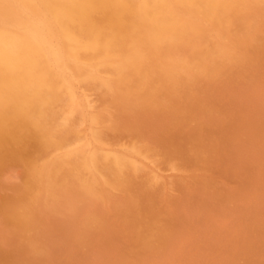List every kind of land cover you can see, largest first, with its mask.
Here are the masks:
<instances>
[{
	"label": "rangeland",
	"instance_id": "1",
	"mask_svg": "<svg viewBox=\"0 0 264 264\" xmlns=\"http://www.w3.org/2000/svg\"><path fill=\"white\" fill-rule=\"evenodd\" d=\"M195 1L196 0H189V2H190V4H189L190 6L189 7L190 8L186 7L184 9V12H189L192 18L201 20L202 16H201L200 12H192V11H189V9L191 10L192 6L196 5L197 2H199L198 4H199V6L201 8H204L205 6H208L209 4L207 3L208 2L207 0H197L196 2ZM78 3L79 2H77L74 5H78ZM103 3L107 4L105 0H100V2L98 3L100 5L97 4V6L95 8L97 11L94 10V11L85 12L86 15H83V17L85 16L84 18H87L85 21H83L81 18L78 19L77 23L80 25L79 26L80 28L82 27L81 29H83L84 27H86L88 24L91 23L88 20V19H90V17L92 19H95L93 16H91V15H94V13L90 14V12H96L94 16L96 18H98V17H100V18L97 19L98 21L96 20V24L97 25L96 24L94 25L93 30L95 29L96 31L95 30L94 31L95 32H99V33L100 32H104V30H108V27L106 26L108 23H105V22L103 23V21L109 22V19H110V18H108L109 15H101V13H100V12L104 13V11L106 9L105 7L108 5V4L105 5ZM200 3H203V4H200ZM192 4H194V5H192ZM237 5L239 6V7H237L238 11L241 10L239 12V15L245 17V19H246L245 21L247 22V23L243 22L242 25L246 26L247 29L251 28L252 30H255L259 24L263 23L262 29L258 30L256 32L255 38H253L252 40H250L249 42L246 43V45H248V46L244 47V50L240 54L241 56L239 58H237L235 60H231L227 55H223V58L225 57L224 58V60H225L224 66H222V68L221 67H216L214 70H212V72H214V73L211 72L212 73L210 75L211 77L210 76L209 77L208 76L204 77L203 75H205V74H203V73H205V72H202L198 77L195 78L196 81L199 82V83H197V82L195 83L198 86H196L194 84L191 85L193 87V88H191V89H193V91L188 88V86L190 85L189 83H186L185 81L183 82V81H180V80H179L180 82H178V84L180 83L179 86L176 85V83H175V84H173V87H172V85L169 84L170 82L169 81L167 82V80H168L167 76L161 70V68H160L161 65L151 66L152 65L151 63H145L144 65H146V67H147V64L150 65V67L148 69H146V67L144 66L145 67L144 70H146L145 73L149 74V76H153V74H155V73L157 75H158V73L159 74L161 73L160 75H162V76H157L156 75L157 77H161V78H159L160 80L157 78L158 82L155 80L156 84L158 83L157 84L158 86L157 85H156L157 87H155V85L152 86V84H150V83L144 84L145 86L140 91L141 93L139 92L138 94H136V96L132 95V98L135 99L137 97V100L136 99L135 100L132 99L128 103H123L122 101L120 102V99H117L116 95H118V92L120 90L119 88L121 87V84L118 82L117 76L115 74H113V72H109L108 73L109 76H108L107 72L103 71V70H106V68L109 66L108 65L109 61H105L106 54L99 53L98 49H95L93 51L92 50L83 51V52H81L80 56H77L76 53H72L73 50L76 51V50H78V49H80V48H82L84 46V43L81 40L82 36L85 39V38H88V37L92 36V33H87V32H85L83 30L84 32H81V34H80L76 29H74L73 25L75 26V24H69V25L63 24V25H61L63 22H58V23L56 22V26L54 28L55 31L56 32H61L62 31V33H60V34L63 36V38L66 37L65 40H67V41L62 40V41H60V43L57 41L56 43H54V46L56 47V46L62 45V46H65L66 48L71 50V52L66 53V56H64V62H65L64 70H60L61 72L59 71V72L55 73L56 75H59L61 77V81L57 82V86H58L59 91L61 93L62 103H64L62 112L67 110L64 117L70 119L71 123H73V128L76 129L78 132L80 131L79 132L80 135L84 136L85 140H83L82 142H80V143H78L76 145L74 144L75 146L72 145V146L68 147L66 150L58 151L59 153L55 152L53 154V157H49L48 159L47 158L46 159L42 158L40 156H37L38 157L37 158V157H35L36 155L29 158V155L24 154L25 152L29 151V149H30V148H28V146H27V148H25L26 147V142H25L26 137H24V136H22V137L20 136V138H18V139H12L14 141L9 140V138H8V141H11V143L9 142L11 144V146L9 145V143H7V139L4 138L3 139L4 141L2 139L0 140V143L3 141L5 143V145H6V146H4L3 142H2V145L0 144V155L3 156V157L0 156V160H1L0 162H2V161L6 162V160H4V159H7L6 163L2 162L3 165L0 163V170H1V173H0V176H1V178H0V180H1L0 181V186L2 187V188L0 187V206H1L0 207V249H1L0 250V264H22V263H24V264H39V263H42V264H62L63 262H65V260H66V262L63 263V264H74V263L77 264V262H78V264H87V263L88 264H120V263L121 264H125V263L126 264H134V263H136V264H140V263L141 264H163V263L164 264H257V263L258 264L259 263L260 264H264L263 263L264 262V249H263L264 248V246H263L264 245V215H262V214H264V206H263L264 205V175H263L264 174V171H263L264 170V104H262L264 102V99H262V98H264V94H263L264 93V81H263L264 80V64H263L264 63V16H261V15L258 14V12H260L258 10L259 5H260L259 0H253L251 2L250 1L246 2L244 0L242 2H238ZM57 9L58 8L46 9V10H44V13L56 20L57 18L58 19L60 18L59 16L55 15ZM70 9H73V8L70 7ZM234 13H236V12H234ZM253 14H254L255 17L253 16ZM249 15H252V16H249ZM103 16H105L106 19L103 18ZM254 18H256V19L254 20ZM92 19H90V20H92ZM247 19H249L250 21L247 20ZM229 20L231 21V18ZM81 21H83V22H81ZM230 21H229L228 24H230ZM256 22H257V24H256ZM99 23H100V25H99ZM101 23H102V25H101ZM58 25H60L59 26L60 28L58 27ZM98 25L101 26V27H98ZM64 26H65V28H64ZM102 26H106V27H102ZM176 27L178 29L180 28V31H184L185 30L184 32H186L187 34H188L187 30H189L190 34L193 35V36L191 35V37H193V40L194 41H198L199 40L198 42L203 41L205 39V37L208 35V33L210 35V38L213 37L212 33L214 34L213 30H211L212 33L210 34V32H211V31H209L210 27L205 22H202L198 26L200 28H198L196 26L197 27L196 29L198 31L195 32V33H192L191 29L189 27H187V26L183 27L182 25L179 24ZM61 28H63V29H61ZM71 28L74 29L73 31L75 33L73 31L72 32L68 31V29H71ZM59 29H61V30L59 31ZM97 29H100V30H97ZM216 32H218V31H216ZM76 33H77V36L75 37L74 34L76 35ZM202 33H204V34L202 35ZM260 34H262V35H260ZM197 36L200 37V38H198ZM162 38H164V37L162 36ZM256 38H258L259 40L256 39ZM260 38H262V39H260ZM148 39L152 40L151 37L148 38ZM160 39H158V40L160 41ZM162 40L160 42L159 41L158 42L159 43H163L164 40L163 41ZM261 40H262L263 43L261 42ZM255 41H257L258 43L255 42ZM254 44L256 45V47L254 46ZM81 45H83V46H81ZM238 45H243V42L242 41L238 42ZM238 45H234V46H238ZM152 47H154V44L152 45ZM252 47H254V48H252ZM178 49H182V46H181V48H178ZM260 51H261V53H260ZM163 53H164V51H163ZM74 54H76V56ZM226 54H228V53H226ZM85 55H86V57H85ZM164 55H166V52L164 53ZM99 56H100V58H98ZM218 58H220V57H218ZM243 58H245V60ZM97 59L98 60L100 59V60L97 61ZM102 59H103V61H102ZM91 60H93V62L96 60L97 62L92 63ZM78 61L80 62V64H79ZM101 63H102V65H101ZM239 63H240V65H239ZM81 64H82L83 67H81ZM90 65H93V66H90ZM104 65H106V66H104ZM102 67H104L105 69L102 68ZM99 68H100V70H98ZM153 68L155 69L154 73H153L154 70L153 71H149V69L152 70ZM67 69H69V71ZM252 69L255 70V71L253 72ZM259 69H260V71H258ZM89 70H91L92 72L89 71ZM234 70H236V71L234 72ZM63 71H64V73H63ZM82 71H83V73H81ZM224 71H226L227 73L224 72ZM96 72H98V73H96ZM101 72H103L105 74L102 75L103 73H101ZM222 72L224 74H222ZM232 72L235 73V74L232 75L231 74ZM257 72H262V73L258 74ZM59 73H61V74H59ZM92 73H93V75H92ZM250 73H251V75H249ZM96 74H98L99 77ZM110 74L114 75V77L111 76L112 77L111 78ZM253 74H257V75L254 76ZM95 75L97 76V78L95 77ZM93 76L96 78V80H93L94 78H89V77H93ZM220 76H222V77H220ZM64 77H65L66 80L64 79ZM72 77H73V79H72ZM228 77L230 78L229 80H228ZM105 78H107V79H105ZM88 79H90V81H88ZM100 79L101 80L104 79L106 82L104 80H102V82H99V81H101ZM251 79H253V80H251ZM86 80H87V82H86ZM97 80H99V81H97ZM214 80H216V81H214ZM240 80L244 81V83L243 82H239ZM107 81H109L110 84H108ZM83 82H85V83H83ZM88 82H90V83H88ZM97 82H99V84ZM161 82H163V84L166 83L165 85H166V91L167 92L165 91L166 92L165 93V92L162 91L161 92V96H160L159 91H161L163 89V88H161V86H162ZM230 82L232 84H230ZM246 82L249 83L250 85L247 84ZM254 82H255V84H254ZM62 83H64V84H62ZM66 83H68V84H66ZM102 83H104V85H102ZM105 83H107L108 85L112 84L111 87L115 86L114 88H116V87H119V88H116L114 90V88H111L108 85L106 86ZM115 83L118 84V86L117 85H113ZM84 84H86V85H84ZM95 84H96V87H92ZM87 85H89L90 87L87 86ZM149 85H151L152 87L149 86ZM248 86L251 87V88L249 89ZM78 87H80V88H78ZM86 87H87V89H85ZM141 87H143V85ZM241 87H244L245 89L242 88V89H244V90H242ZM153 88H155V90H158V91L156 92ZM181 88H182V90H179ZM183 88H184V90L185 89H189L190 93H189V90H187V91L185 90L184 91ZM204 88H207V89H204ZM226 88H228V89H226ZM62 89H63V91H62ZM81 89H83L84 91L81 90ZM117 89H119L118 92L116 91ZM144 89H146V90H144ZM173 89H177V91L178 90L179 91L178 92L176 91V93L173 95V94H171L173 92ZM245 90H246V92H245ZM74 91H75V95L76 96H74ZM112 91H115L116 95H113L115 93L112 92ZM78 92H80V93H78ZM98 92H100V93H98ZM196 92H198V93H196ZM234 92H235V95H234ZM83 93L85 95H82ZM153 93H155L157 95H154ZM215 93H216V95H215ZM143 94H146V95H143ZM181 94L183 95V97H182ZM204 94H206L207 96L204 95ZM138 95L140 96V98L138 97ZM141 95H143L144 97L141 96ZM148 95H151V96L147 97ZM194 95L197 98H195ZM236 95H237V97H236ZM251 95H252V97H251ZM119 96H120V94H119ZM155 96H158V97H155ZM169 97H171V98H169ZM179 97H180V99H179ZM227 97H228V99H227ZM107 98H108V100H107ZM150 98H151V100H150ZM163 98H166V99H163ZM191 98H193V99L195 98V99L193 100ZM238 98H239V100H238ZM85 99L86 100L90 99V100H88L89 102H87ZM110 99H112V100H110ZM158 99H161L160 101H163V102L158 101ZM185 99H186V101H185ZM233 99H236V100H233ZM240 99H242L243 101L240 100ZM146 100H150V101L147 102ZM179 100H180V102H179ZM197 100H199L202 103H199V101H197ZM244 100H246V101H244ZM260 100H262V101L260 102ZM111 101H114V103L111 102ZM144 101H146V102H144ZM227 101H229V102H227ZM235 101H240V102H235ZM245 102H247V103H245ZM249 102H251V104ZM97 103H99V104H97ZM115 103H117L118 105L115 104ZM137 103H139V104H137ZM151 103H154V104H151ZM158 103H160V104L162 103V104L160 105ZM179 103L180 104L183 103V104L180 105ZM229 103H231V104H229ZM77 104L79 106H81V107H79ZM122 104L123 105L125 104V106H121ZM127 104H129V107H131V108H132V106H135V108H134L135 111H132L131 108H128ZM134 104H136V105H134ZM167 104H170V105H167ZM193 104H196V105L194 106ZM105 105L109 109H107ZM137 105H138V107H137ZM155 105H157V106H155ZM166 105L168 107H164ZM184 105H186L187 108ZM191 105H193V106H191ZM199 105H202V106H199ZM234 105L237 106V108ZM240 105H242V106H240ZM113 106H116V107H113ZM150 106H151L152 113H150V110H149L150 108H148ZM152 106H154V107H152ZM182 106H184V107H182ZM190 106L192 108H190ZM196 106L197 107L199 106V107L197 108ZM209 106H211V108ZM91 107H92V109H91ZM118 107H120L123 110L125 109V110L121 111L120 108H118ZM142 107H143L144 110H142ZM144 107H146L147 109H145ZM163 107H164V109H163ZM227 107L229 108L228 110L226 109ZM233 107H235V108H233ZM246 107H252V108L244 109ZM113 108H115V111H114ZM160 108H162V110H160ZM174 108H176V109L174 110ZM181 108H186L187 110L186 109H181ZM193 108L195 110L197 108V110L195 111V110H193ZM205 108L209 109L208 111L212 112V113L208 112V114H207V110ZM74 109L77 110V112L73 113L75 115L70 113V112H73L72 110H74ZM117 109H119L120 111H117ZM201 109H203V110H201ZM257 109H259V110H257ZM157 110L158 111L160 110V112H154V111H157ZM164 110H166V112H164ZM167 110H169V111H167ZM177 110L178 111H181V110L185 111L186 110V112H182V111L178 112ZM190 110H192L193 112L190 111ZM199 110H201V111H199ZM260 110H262V112ZM62 112H61V114H62ZM85 112L87 113V115H86ZM102 112L104 114H102ZM107 112H108V114L106 115ZM124 112L126 114H124ZM201 112H203V113L206 112V114H203ZM128 113L132 114V116L129 115ZM137 113H143V116L141 114L139 115ZM181 113H185L186 116H185V114H181ZM69 114H71V115H69ZM82 114H84V115H82ZM119 114L120 115L124 114L122 116V119L120 118ZM135 114H137L136 117L137 116L143 117L140 120L143 121V122H146L147 124L143 123V122H136V121H139V119H138V117L137 118L135 117ZM146 114H149V116L146 115ZM212 114H214L213 117H212ZM242 114L245 115V116L242 117L243 116ZM258 114H261V115H258ZM96 115H99V117L96 116ZM187 115H189V116H187ZM192 115H194V116L192 117ZM106 116H110L109 117L110 119L107 118ZM161 116H165V117H161ZM209 116H210V118H209ZM115 117H117V118L115 119ZM123 117L125 119H123ZM173 117H175V118H173ZM178 117H179V120L177 119ZM180 117L182 118V120H181ZM202 117H203V119H202ZM95 118H97V119H95ZM126 118L127 119L129 118L130 121H129V119L127 120ZM236 118H239V119L236 120ZM94 119H95V121H94ZM105 119H106V121H105ZM136 119H138V120H136ZM200 119H202V120H200ZM218 119H221V120H218ZM91 120H92V122H91ZM115 120H117L118 122L115 121ZM151 120H152V122H150ZM165 120H167L166 123H165ZM184 120H187L188 122L191 121V122H190V124H188V122H186ZM107 121H109V123ZM110 121H112V122H110ZM147 121H149V122H147ZM156 121H158V122H156ZM173 121H174V123H171ZM229 121H230V123H229ZM113 122H114V125H112ZM116 122H117V125H116ZM119 122H121L120 123L121 126H119L120 125ZM130 122H131V124H130ZM154 122L156 124H154ZM175 122H177V123H175ZM182 122H184V124ZM206 122H208V124ZM220 122L222 124H220ZM225 122H227V123L225 124ZM90 123H91V125H90ZM95 123H96L97 126L93 127V124L95 125ZM150 123L151 124L153 123L154 127ZM231 123H233L232 124L233 126L230 125ZM105 124H111V126L110 125L106 126ZM128 124H130V125H128ZM145 124H146V127H145ZM148 124H150V125H148ZM159 124L161 126H163L164 128L163 127H159L158 126ZM192 124H194V125H192ZM196 124H199V125H197L199 127H197ZM135 125H137V126H135ZM140 125H142V127H138ZM180 125H182L184 127H182ZM210 125H212V128H214V129L217 127L216 131H214V129H212ZM98 126H100V127H98ZM123 126H125V127H123ZM127 126H131V127H127ZM113 127H115L117 130L115 128H113ZM176 127H178V128H176ZM186 127L188 129H186ZM202 127H203L204 130L202 129ZM208 127L211 128V129H209ZM230 127H232V128H230ZM93 128H95V129H93ZM125 128H126L127 132L124 131ZM144 128H146V129L144 130ZM154 128H156L158 132H156V129H154ZM191 128H194V129H191ZM218 128H220V129H218ZM118 129H120V130H118ZM127 129H129V130H127ZM131 129H134V130H131ZM190 129L192 130V132H191ZM222 129H224V131ZM236 129H238V130L236 131ZM95 130H100L102 132L95 131ZM109 130L111 132H114V131L115 132L111 133ZM136 130H138V131H136ZM174 130H176V131L173 132ZM178 130H181V131H178ZM201 130L204 131V132H202ZM206 130H208V131L205 132ZM210 130H212V131H210ZM219 130H220V133H222V135L219 133ZM55 131L56 130L54 129L53 133H55ZM142 131H143V133H142ZM161 132H163V133H161ZM195 132H197V134H199V135H197ZM209 132L212 133V134H210ZM228 132H230V133H228ZM236 132H239V133H236ZM168 133H170V134L168 135ZM172 133L175 134V135H173ZM191 133H194V134L191 135ZM205 133L208 134V135H206ZM258 133H260V134H258ZM93 134H96V135H93ZM98 134H100L101 137ZM203 134L206 135V136H204ZM142 135H144V136H142ZM156 135H162L160 137H163V139L162 138L156 139V138H159ZM181 135H183V137H181ZM185 135L187 136V138H185ZM190 135L191 136L196 135V137L194 136L193 137L194 139H193ZM202 135H203V138L201 139ZM225 135H227V137ZM243 135H244V139H243ZM120 136L121 137L123 136V137L121 138ZM208 136L210 138H208ZM217 136H220L221 138L217 137ZM116 137L118 139H116ZM175 137H177V138H175ZM204 137H205V139H204ZM92 138H96V140L92 139ZM127 138H129V139H127ZM196 138L197 139L199 138L201 141L199 139L195 140ZM211 138H213V139H211ZM149 139L152 140L153 142L150 141ZM170 139L172 140L171 142H170ZM183 139H185V140H183ZM189 139H193V140H189ZM220 139H223V140L220 141ZM230 139H232L231 142L233 144L230 142ZM98 140L101 141V143H99ZM205 140H207V141H205ZM227 140H228V142H226ZM254 140H256L257 142H254ZM19 141H22V144ZM119 141H121V143ZM124 141H125V143H122ZM132 141L137 142V143H134L135 145L138 144L137 147L136 146H131ZM146 141H148V142H146ZM180 141H181L182 145L179 144ZM198 141H200V142H198ZM247 141H250L251 144L250 143L248 144ZM173 142H175V143H173ZM185 142H189V144H187V143L184 144ZM191 142H193V143H191ZM107 143H109V144H107ZM142 143H144V144H142ZM149 143H151L152 145H150ZM171 143H173V145ZM236 143L238 145H241L242 147L240 146L238 148V145ZM7 144L9 146H7ZM88 144H89V146H87ZM102 144H105V145H102ZM110 144H112V145H110ZM126 144H129V145L127 146ZM159 144H160V146L161 145H164V146L163 147L161 146L162 148L160 149ZM193 144H196V145H193ZM198 144H200L201 146H197ZM19 145H21V146H19ZM114 145H116V146H114ZM124 145H125V147L127 149L125 147H123ZM155 145H157L159 147H157ZM192 145H193V147H192ZM208 145H210V146H208ZM247 145H249V146H247ZM1 146H3V147H1ZM145 146H147V147H145ZM170 146H172V147H170ZM185 146H187V147H185ZM227 146H229L230 148H232V146H233L234 148L231 149V150L229 148V150H228ZM10 147H12V148L14 147V149H12ZM23 147H24V149H22ZM75 147H77L79 152L81 151L80 152L81 154H84V156H86V158L88 159V163H90V164L93 163V161H91V159L96 161L95 159L99 158L98 159L99 162L101 161L100 163L101 164L103 163V165H104L105 160L110 159V157L114 158L116 156H119L123 160L125 165H127L128 169L126 168V170L130 169L129 171H127V174L130 175L129 176L130 178H128L129 180L127 179L125 181V179H126V177L124 176L125 173H124V175L120 176L121 178L123 177L125 179H121V178H116L115 179V178H112V177H107L103 172L101 173V171L96 169L95 166H94V167H91V168L85 167L84 171H85V176L86 177L84 179L79 180V181H75L73 179L74 178V176H73V174H74V172H73L74 166L72 165L73 163H70L71 156H65V154L71 153L72 149L75 148ZM102 147H104V148H102ZM119 147H121L122 149L119 148ZM182 147H185V148H182ZM188 147L189 148L192 147V148L189 150ZM206 147L209 148L208 151H207ZM254 147L257 148V149H255ZM20 148H21V150H18ZM137 148L141 149V150L144 149V148L145 149H144V151L137 150L139 152H136ZM167 148H168V150H167ZM176 148H178V150ZM181 148L185 149L187 151L182 150ZM26 149H28V150H26ZM159 149L162 150V151H160ZM193 149H195V150H193ZM220 149H222L225 153L224 152L222 153V150L220 151ZM225 149H227L228 151H225ZM6 150H7L8 153L5 152ZM24 150H26V151H24ZM175 150H176V152H175ZM209 150L211 151V153H209ZM232 150H234V151H232ZM255 150H257V151H255ZM19 151L22 152V155H19V153H18ZM132 151H134L136 153H134ZM154 151H156V152H154ZM157 151L161 152L160 155H159V153H157ZM179 151H181V152H179ZM189 151H191V152H189ZM3 152H5L6 154L3 153ZM130 152L134 153V155H132ZM153 152H154V154H153ZM165 152H166V154H164ZM168 152H169V154H167ZM177 152L181 153V157L178 156ZM186 152H189V154L194 156L193 158H196V159H193V160L191 159L190 160V158H192V156L190 155L191 157H189V155H187L188 153H186ZM205 152H208V154L205 153ZM215 152L218 155H216ZM197 153L200 155V157H199V155H197ZM212 153H214V154H212ZM228 153L229 154L232 153L233 155H229ZM241 153H242V155H241ZM15 154L19 155V157L16 156ZM104 154H106V155H104ZM173 154H175V155H173ZM11 155H13V156H11ZM62 155H64V156H62ZM137 155L138 156L142 155V158L138 157ZM166 155H168V156L172 155V156H169L170 158L167 156L168 161L166 160L167 158H165V160H164V157H166ZM182 155H184L183 156L184 158H182ZM226 155H228V156L226 157ZM22 156H23V158H21ZM153 156H155V157H153ZM125 157L128 158V159L130 158V159L128 160ZM178 157H180V158H178ZM31 158H33V161L31 160ZM35 158H36V160H35ZM63 158H65V160ZM150 158H153L154 160H157L155 162H158V164L155 163V162H152L154 160L153 159L150 160ZM173 158H177V159H173ZM228 158H230V159L228 160ZM233 158H234V160H233ZM9 159L12 160V163H11V161ZM14 159H17L18 161L14 160ZM24 159H26L27 161L24 160ZM147 159L151 161V166H150V161H148ZM159 159H161L162 162L161 161L159 162L158 161ZM181 159H183V160H181ZM186 159H188V160H186ZM132 160H134V161H132ZM173 160H175L176 164L174 162H172ZM199 160H200L201 163L198 162ZM205 160H208V161H205ZM22 161H24V162H22ZM57 161L59 163V165H57L58 167L56 166ZM140 161H141V163H140ZM164 161H166V163H164L165 165L163 164ZM222 161H223V164L221 163ZM32 162H34V163H32ZM63 162H64V164L60 165ZM183 162H185V163H183ZM191 162L194 163V164H192ZM195 162H198V163H195ZM8 163H10V164H8ZM22 163L24 164L23 167H22ZM100 163H98V164H100ZM126 163H128V164H126ZM152 163H155V164H152ZM207 163H209V164H207ZM11 164H13L15 166H13ZM39 164H42V165H39ZM67 164H69V165H67ZM138 164L139 165L141 164V166H139ZM160 164H163V165H160ZM196 164L199 165V166L197 167ZM10 165L12 167H10ZM30 165H33V166H30ZM52 165L54 167H52ZM153 165L158 166V168H160V169L159 170L154 169V168H157V167H152ZM175 165H178V166L181 165L180 169H179V167H177ZM191 165H193V166H191ZM223 165H225V166H223ZM255 165H256V167H255ZM55 166H56V169H55ZM72 166H73V169H72ZM132 166H134V168H131ZM135 166H137L138 169H135L136 168ZM163 166H165V167L167 166V167L165 168ZM188 166H190V167H188ZM211 166H213V167L211 168ZM20 167H21V169H20ZM145 167H147V168H145ZM168 167H172V168H168ZM184 167H185V169H184ZM205 167H207V168H205ZM214 167H215V169H214ZM260 167H262V168H260ZM3 168H6L7 170H5ZM46 168H48V169H46ZM58 168H60V169H58ZM9 169H11V170H9ZM24 169H26V170H24ZM29 169H32V170H29ZM64 169H67V171H64ZM164 169H166V170H164ZM19 170H21V171H19ZM55 170H58V171L55 172ZM3 171H5L7 173L9 172V173L7 174V173H5ZM135 171H137L138 173L135 172ZM139 171H141V172H139ZM147 171H149V172H147ZM150 171H152L151 172L152 174L150 173ZM176 171H178L180 174L178 172H176ZM191 171H193V172H191ZM261 171H262V173H261ZM20 173H23V174H20ZM65 173H66V175H65ZM91 173H92L93 176L91 175ZM187 173H189V174H187ZM196 173H198V174H196ZM231 173H233V174L231 175ZM246 173H249V175L248 174L245 175ZM260 173L262 174V176H261ZM24 174L25 175L28 174L27 177H24ZM140 174H141V176H140ZM147 174H149V175H147ZM153 174H155V175H153ZM182 174H184L182 177L179 176V175H182ZM216 174H218L219 176L216 175ZM194 175H196V176H194ZM256 175L259 176V177H257ZM58 176L62 177L65 181L64 180L57 181V179H61ZM69 176H71V177H69ZM136 176H138V177H136ZM131 177H134V178H131ZM185 177H187V178H185ZM195 177H196V179H195ZM27 178H29V179H27ZM103 178H105L106 180L103 181ZM136 178L139 179V180H137ZM143 178H146V179H143ZM160 178H162L164 181L162 179H160ZM171 178L175 179L178 184L181 181L182 182L179 185H177L176 182H174L175 180H172ZM26 179L28 181H26ZM88 179H89V183H88ZM107 179H109V181ZM153 179H154V181H153ZM157 179H159V180H157ZM177 179H179V180H177ZM96 180H97V182H96ZM146 180H149L148 183L149 184L151 183V184L149 185L148 183H146ZM169 180H171V181H169ZM198 180H200V181H198ZM21 181L22 182L24 181V182L21 184ZM84 181L87 182V184H84L85 183ZM93 181H95L97 184L94 183ZM114 181L116 182L115 184H114ZM118 181L121 182V183H119L120 185L118 184ZM129 181H131V182H129ZM157 181H159V183ZM196 181H197V183H196ZM27 182H30V183H27ZM63 182H64V184H63ZM108 182L109 183L111 182L110 186H109ZM132 182H134V183H132ZM142 182L143 183L145 182V183L143 184ZM171 182H172V184H171ZM210 182L213 183V184H211ZM250 182H252V183H250ZM11 183H14V184H11ZM32 183L33 184L35 183V184L33 185ZM50 183H52L53 185L56 184L54 186L55 188L53 186H51ZM182 183H184L186 185H184ZM16 184H17L18 187L16 186ZM70 184L73 185V186H76V187H71ZM123 184L124 185L131 184V186L130 185H129L130 187L127 186V185L124 186ZM137 184H140L141 186L137 185ZM155 184H156V186H154ZM8 185H9V187H8ZM10 185H11V188H10ZM29 185H32V186H29ZM82 185H84V186H82ZM134 185H136V186H134ZM158 185H160V186H158ZM60 186H62L63 188H67V189H63ZM78 186H80V187L78 188ZM86 186L90 187V188L87 189ZM148 186H150V187H148ZM170 186H172L173 188L170 187ZM217 186H219V187H217ZM91 187H93V188H91ZM95 187H96V189H97V191L99 193L96 191ZM123 187H127L126 189L128 191L123 189ZM134 187H136V188H134ZM137 187H139V188H137ZM8 188H10V189H8ZM21 188H24V189H21ZM34 188H36V189H34ZM148 188L152 189V190H148ZM201 188H203V189H201ZM28 189H30V191H33V192H31L32 193L31 197H33V195H35V196L37 195L36 199H35V196L33 197L35 200L33 198H31L29 195H25V194H30V193H28V191H29ZM92 189H95V191L92 190ZM130 189H131V191L134 190V191H132L134 193L130 192ZM157 189L161 190V191H159L158 194H156L158 192ZM172 189H174V190H172ZM223 189H224V191H223ZM60 190H61V193H60ZM120 190H122V191H120ZM135 190H137V191H135ZM141 190H142V192H141ZM177 190H178V192H176ZM34 191L36 193H34ZM88 191H90V192H88ZM210 191L213 192V193H211ZM50 192H51V194L48 195ZM73 192H75L76 194L73 193ZM91 192H94V193H91ZM188 192H191L194 195H190L191 193H188ZM12 193H16L17 195L16 194L12 195ZM118 193L120 195H116ZM131 193L134 194V195H131ZM161 193H163V195H161ZM198 193L201 196L198 195ZM57 194H59V195H57ZM84 194H86V195H84ZM101 194H102V196H101ZM126 194L129 195L130 198ZM147 194H149V196L143 198V195L147 196ZM69 195H70V197H69ZM77 195H78V197L80 196L79 197L80 201H77L78 200ZM156 195L157 196L159 195L158 199H157ZM180 195H186V196L184 197V196H180ZM223 195L224 196L226 195L225 198H224ZM17 196H18V198L16 199ZM49 196H51V197H49ZM206 196H208V197H206ZM28 197L31 198L32 201H35V204L37 206H35V204H33L34 202H32ZM45 197H47V198L45 199ZM54 197H55V200H54ZM58 197H59V199H58ZM64 197H65L66 201L60 200V199H62ZM101 197L103 198L104 201L102 200ZM160 197H162V198H160ZM182 197H184V198L182 199ZM190 197L193 198V199H191ZM199 197H200V199H198ZM23 198L25 200H23ZM132 198H135V199H132ZM141 198H143V199H141ZM147 198H149L151 201L149 199H147ZM12 199L16 200L17 203L14 202ZM47 199H48L49 202L46 201ZM90 199H91V201H90ZM107 199H109V200H107ZM117 199H119V200H117ZM202 199H204L206 201H204ZM17 200H19V201H17ZM92 200H95V201H92ZM113 200H115V201H113ZM138 200H140V201H138ZM157 200H158V202H157ZM55 201H59L60 203L56 202V204H55ZM129 201H131V202H129ZM141 201H144L143 202L144 206H143V203ZM180 201H181V203H180ZM192 201H194L196 203H194ZM202 201H204V202H202ZM3 202H5V203H3ZM45 202H47V203H45ZM125 202H127L128 204H126ZM6 203L7 204L9 203V205H6ZM24 203L26 204V207L28 206L27 209H28L29 212L27 211V214L25 215V216H27V218L24 216L22 218L23 219L26 218V219L25 220H21V219L16 218L15 214L16 213H18V214L21 213L20 211H22V209L24 208L21 204H24ZM51 203H54L56 206H53L54 204H51ZM71 203H73V204H71ZM99 203H101V204H99ZM134 203H139V205L138 204L135 205ZM152 203H153V205H152ZM193 203L195 205H193ZM218 203L220 205H218ZM223 203H224V205H223ZM261 203H262V205H261ZM27 204H30V206H32V207H30ZM95 204H97V205H95ZM119 204H120L119 207H121L122 205L124 207L126 205V207H124V209H123V207H121V209H123V211L119 207H117ZM146 204H148V205H146ZM252 204H253V206H252ZM4 205H6V206H4ZM129 205L130 206L134 205L132 207H134V208L136 207V208L132 209V207H130ZM257 205H259V206L261 205L262 207L261 206L259 207ZM45 206H49V207H45ZM61 206H63V207H61ZM113 206H115L116 209ZM53 207L55 209L57 208L58 210H52V209H54ZM58 207L62 208L61 210H63V208H65V209H64V211H61V210H59L60 208H58ZM74 207L77 208L75 211H74V209H75ZM95 207H96V209H95ZM98 207H100V208H98ZM140 207H142V208L138 209ZM12 208H14L16 210H14ZM36 208H38V209H36ZM188 208H190L191 210L189 211ZM245 208H247V209H245ZM4 209H7V210H4ZM43 209H45V210H43ZM69 209H71V210H69ZM81 209H82V211H81ZM99 209H100V211H98ZM103 209H104V211H102ZM125 209H127V210L125 211ZM146 209H147V211H146ZM11 210L13 212H10ZM30 210H31V212H30ZM88 210H90V211H88ZM140 210L141 211L144 210L145 214H144L143 211L141 212ZM243 210L245 211V213H244ZM68 211H70V212H68ZM71 211H73V212H71ZM93 211L95 213H93ZM96 211H97V213H96ZM136 211H138L140 213L137 214ZM231 211H236V212H231ZM9 212L11 213V215H10ZM33 212L36 215H34ZM58 212H60L62 215H59L60 213H58ZM65 212H68L69 214L65 213ZM121 212H124L125 214L121 213ZM237 212H239V213H237ZM252 212L254 214H252ZM6 213H8V214H6ZM115 213H117V214H115ZM66 214H68L69 216L66 215ZM70 214H73V215L75 214L76 217H75V215L73 216V215H70ZM93 214H94V216H93ZM98 214H100L101 217H99L100 215H98ZM123 214H124V216H122ZM132 214H134V215H132ZM37 215H39V216H37ZM119 215L122 216V217H120ZM129 215H130V217H129ZM6 216H8V218ZM51 216H53L55 219H51L52 218ZM59 216H61V217H59ZM132 216H134V218H132ZM200 216H202V217H200ZM29 217H30V219H28ZM74 217H75L76 220L74 219ZM90 217H91V219H90ZM42 218H43V220H42ZM61 218H63V219H61ZM69 218H71V220ZM107 218H109V219L107 220ZM163 218H165L167 220H165ZM185 218H188V219L185 220ZM190 218H191V220H190ZM92 219H95L96 221L92 220ZM102 219H104V220H102ZM169 219H170V222L173 221L174 225L172 223L167 222V221H169ZM200 219H202L201 222H200ZM27 220H28V222L29 221L30 222L27 223ZM67 220L70 221V222H68ZM144 220H146V221H144ZM252 220H254V221H252ZM101 221H105L104 222L105 224H101ZM106 221H108V222L106 223ZM197 221H199V222H197ZM37 222H39V223H37ZM43 222L46 224V226L43 225ZM54 222H56V223H54ZM85 222H87L89 225L85 224ZM143 222L144 223L146 222V223H149V224H144ZM151 222H153V223H151ZM179 222H180L181 225H179ZM196 222H197V224H196ZM1 223L4 224V225H2ZM10 223H11V225H10ZM17 223L18 224L20 223L19 224L20 227L18 226ZM80 223H81V225H80ZM7 224H8V226H7ZM15 224H17V225H15ZM38 224H40V226H38ZM48 224L51 225V226H49ZM54 224H57V225H54ZM65 224H67V226H65ZM72 224H74V225H72ZM77 224H79V225H77ZM150 224H152V225H150ZM182 224H184V225H182ZM55 226H59V227L55 228ZM103 226H105L106 228L103 227ZM146 226H147V228H146ZM41 227H43L42 230H41ZM150 227H153L154 229L150 228ZM205 227H206V229H205ZM61 228L63 230H61ZM68 228H69V230H68ZM85 228L87 229L86 230L87 232L85 231ZM107 228H109V229H107ZM156 228H158V229H156ZM8 229H11L12 231L8 230ZM50 229L53 230L52 233H51ZM149 229H151V230H149ZM54 230H57L58 232L54 231ZM145 230H147V231H145ZM203 230H205V232ZM142 231H144V232H142ZM148 231H150L151 233L148 232ZM83 232H86V233L83 234ZM49 233H51V234H49ZM111 233H113V234H111ZM58 234H60V235L56 236ZM163 235H165V236H163ZM166 235H169V236H166ZM4 236H7V237H4ZM42 236L45 237V238H43ZM51 236H54V237H51ZM105 236H107L108 238L105 237ZM115 236H116V238H115ZM8 237H11V238H14V239L9 241ZM93 237H94V239H93ZM145 237L147 239H145ZM17 238H19V239H17ZM117 238H118V242H116ZM20 239H22V242H21ZM45 239H48L49 241H46ZM58 239H59V241H57ZM119 239H121V240L119 241ZM209 239H211V240H209ZM15 240L17 242L19 241L21 244L18 242L19 245H14V244H17ZM39 240H41V241H39ZM66 240H69V241H66ZM151 240L153 241V243H152ZM34 242H37V243L35 244ZM120 242H122V243H120ZM141 242H142V245H141ZM150 242H151V244H150ZM1 243H2V247H1ZM59 243H62V244H59ZM85 243H86V245H88L87 247H86ZM145 243H148L150 246L145 244ZM162 243H164L166 245H164ZM27 244L30 245V246H28ZM40 244H42V245H40ZM24 245H25V247H24ZM127 245H129V246H127ZM144 245H147V246H144ZM8 246H10V247L7 248ZM57 246H58V248H57ZM64 246H66V247H64ZM26 247H27L28 250L26 249ZM39 247H41V248H39ZM63 247H64V249H63ZM156 247H159V248H157V250H156ZM44 248H46V249H44ZM154 248H155V250H154ZM48 249H49V251H48ZM80 249H81V251H80ZM127 249H130V250H127ZM40 250H42V251H40ZM113 250H115V253H113ZM139 250H140V252H139ZM34 251H36V252H34ZM150 251H151V253H150ZM21 252H23V253H21ZM49 252H50V254H49ZM127 252H129V253H127ZM73 253H75V254H73ZM20 255H22V256H20ZM44 255H45L46 258L44 257ZM50 255H51V257H49ZM115 255L116 256L120 255V256L116 257ZM121 255H122V257H121ZM124 255L125 256L128 255V257H125ZM139 255H141V256H139ZM154 255L157 258H154ZM32 256H33V259H32ZM42 257H43L44 260L42 259ZM118 257H121V261L122 262L121 261L119 262L120 259ZM84 258H86V259H84ZM122 258H123V260H122ZM132 258H137V259H132ZM49 259H50V261H48ZM143 260H145V261L147 260V261L145 262ZM37 261L39 263H36ZM69 261H70V263H69ZM131 261H135V262H131ZM254 262H257V263H254Z\"/></svg>",
	"mask_w": 264,
	"mask_h": 264
},
{
	"label": "bare ground",
	"instance_id": "2",
	"mask_svg": "<svg viewBox=\"0 0 264 264\" xmlns=\"http://www.w3.org/2000/svg\"><path fill=\"white\" fill-rule=\"evenodd\" d=\"M106 1V3L108 4H105V3H103V4H105V5H107L105 8V11H104V13L103 12H100L101 13V15H109V17L108 18H110L109 19V22H106V21H103V23L105 22V23H108L106 26L108 27V30H104V32H95L94 30H93V27H94V25L96 24V20L98 19V18H100V17H98V18H96L94 15H95V13L96 12H90V14H92V13H94V15H91V16H93L95 19H92L91 17H90V19H92V20H90V19H88L91 23L90 24H88L86 27H84L83 29H81L79 26V24L77 23V21H78V19H82L83 21H85L87 18H84L83 17V15H86L85 14V12H88V11H94V10H96L95 8H96V6H97V4L100 2V0H0V140L2 139H7V143H11V141H8V138H9V140H12V139H18V138H20V136L22 137V136H24V137H26V140H25V142H26V147L25 148H27V146H28V148H30L29 149V151H27V152H25L24 154H26V155H29V158L30 157H32V156H35V157H37V156H40V157H42V158H49V157H53V154L55 153V152H58V151H61V150H66L68 147H70V146H72V145H76V144H78V143H80V142H82L83 140H85L84 138V136H81L80 135V131L78 132L76 129H74L73 128V123H71V121H70V119L69 118H65L64 116H65V113H66V111L67 110H65L64 112H62V110H63V104L64 103H62V97H61V93H60V91H59V88H58V86H57V82H60L61 81V77L59 76V75H56L55 73L56 72H59L60 70H64V65H65V62H64V56H66V53H69V52H71V50L70 49H68V48H66L65 46H62V45H59V46H54V43H56L57 41L60 43V41H62V40H65V38L66 37H64L63 38V36L60 34V33H62V31L61 32H56L55 31V26H56V22L58 23V22H63L61 25H63V24H66V25H69V24H75V26L73 25V27H74V29H76L80 34H81V32H87V33H92V36H90V37H88V38H83V36H82V42L84 43V46L83 45H81V46H83L82 48H80V49H78V50H73L72 51V53H76L77 54V56H80V54H81V52H83V51H90V50H95V49H98V51H99V53H101V54H106V58H105V61H109L108 62V67L106 68V70H103L104 72L106 71L107 72V74L109 73V72H113V74H115L116 76H117V79H118V82L121 84V87L119 88V87H116V88H119V89H117L116 91L118 92V90H119V92H118V95H116V93H115V91H112V92H114L115 94H113V95H116L117 96V99H120V102L122 101L123 103H128L130 100H132V99H134V98H132V95H134V96H136V94H138L143 88H144V84H147V83H150V84H152V86L153 85H155V87H157L158 85V83L156 84V81L158 82V80H157V78L159 79V78H161V77H157V76H162V75H160L159 73H158V75L155 73V74H153V76H149V74H146L145 72H146V70H144V68L146 67V65H144L145 63H151L152 65L151 66H158V65H161V70L163 71V73L167 76V82L169 81L170 83L169 84H171L172 85V87H173V84H175L176 83V85H178L179 86V84H178V82H180V81H185L186 83H189L190 85V87L188 86V88L189 89H191V88H193L191 85H196V86H198L197 84H195L197 81H196V77H198L202 72H205V73H203V74H205V75H203L204 77L205 76H210L212 73H214V72H212V70H214L216 67H221L222 68V66H224V64H225V60H224V58H223V55H227L231 60H235V59H237V58H239L241 55V53L243 52V50H244V47H246V46H248V45H246V43L247 42H249L250 40H252L253 38H255V34H256V32L258 31V30H261L262 29V26H263V23H261V24H259L258 26H257V28L255 29V30H252L251 28H249V29H247V27L246 26H244V25H242L243 24V22L244 23H247L245 20V17H243V16H240L239 15V12L241 11H238V8L237 7H239L238 5H237V3L238 2H242V1H244V0H207L208 2V6H203L204 8H201L200 6H199V2H197V4L196 5H194V4H192V5H194V6H192V9L190 10L189 9V11H192V12H200V14H201V16H202V19L201 20H198V19H195V18H192L191 17V15H190V13L189 12H184V9L186 8V7H189L190 5V2H189V0H105ZM197 1V0H196ZM195 1V2H196ZM246 2H248V1H253V0H245ZM77 2H79L78 3V5H74V4H76ZM259 2H260V5H259V8H258V10L260 11V12H258V14L259 15H261V16H264V0H259ZM200 4H203V3H200ZM98 5H100V4H98ZM240 5V4H239ZM234 6V7H233ZM70 7H72L73 9H70ZM52 8H58L57 9V11H56V13H55V15H57V16H59L60 18L57 20H55L54 18H52V17H50V16H48L47 14H45L44 13V10H46V9H52ZM101 8V7H100ZM190 8V7H189ZM97 11V10H96ZM102 11V10H101ZM238 11V12H237ZM234 12H236V13H234ZM88 14V13H87ZM98 14V13H97ZM233 14V15H232ZM257 14V15H258ZM196 15V14H195ZM198 15V14H197ZM98 16V15H97ZM100 16V15H99ZM249 16H252V15H249ZM253 16H254V14H253ZM260 16V17H261ZM255 17V16H254ZM89 18V17H88ZM103 18H105L106 19V17L105 16H103ZM231 18V21L229 20ZM258 18V17H257ZM54 19V20H53ZM256 18H254V20H255ZM259 19V18H258ZM247 20H249V19H247ZM83 21H81V22H83ZM98 21V20H97ZM108 21V20H107ZM229 21H230V24H228L229 23ZM250 21V20H249ZM202 22H205V23H207L208 25H209V27H210V30L209 31H211V30H213L214 31V34L212 33V31L210 32V34L212 33V35H213V37L212 38H210V35H209V33H208V35L205 37V39L203 40V41H200V42H198V41H194L193 40V37H191V35L192 34H190V32H189V30H187L188 31V34L186 33V32H184V31H180V28L178 29L176 26L177 25H182L183 27H185V26H187V27H189L190 29H191V31H192V33H195V32H197L198 30L196 29ZM86 23V22H85ZM256 24H257V22H256ZM97 25V24H96ZM99 25H100V23H99ZM98 25V27H101V26H99ZM101 25H102V23H101ZM60 25H58V27H59ZM106 26H102V27H106ZM197 26V27H196ZM201 27V26H200ZM200 27H198V28H200ZM203 27V26H202ZM253 27V26H252ZM60 28V27H59ZM64 28H65V26H64ZM61 29H63V28H61ZM61 29H59V31L61 30ZM73 28H71V29H68V31H70V32H72L73 30H74ZM84 30V31H83ZM97 30H100V29H97ZM216 31H218V32H216ZM74 32V31H73ZM75 33V32H74ZM86 33V34H87ZM204 33H202V35H203ZM206 34V33H205ZM62 37H61V36ZM200 35V34H199ZM260 35H262V34H260ZM74 36L76 37L77 36V33H76V35L74 34ZM73 36V37H74ZM162 36L164 37V38H162ZM193 36V35H192ZM259 36V35H258ZM257 36V37H258ZM79 37V36H78ZM152 38V40L151 39H148V38ZM198 37V36H197ZM161 38V39H160ZM198 38H200V37H198ZM259 38V37H258ZM258 38H256V39H258ZM74 39V38H73ZM78 39V38H77ZM158 39H160V41L162 40L163 41V43H159L160 41L158 40ZM196 39V38H195ZM260 39H262V38H260ZM76 40V39H75ZM151 40V41H150ZM255 40V39H254ZM259 40V39H258ZM65 41H67V40H65ZM73 41V40H72ZM159 41V42H158ZM240 41H242L243 42V45H238V42H240ZM69 42V41H68ZM255 42H257V41H255ZM261 42H262V40H261ZM82 43V44H83ZM258 43V42H257ZM263 43V42H262ZM154 44V47H152V45ZM75 45V44H74ZM234 45H238V46H234ZM261 45V44H260ZM72 46V45H71ZM70 46V47H71ZM76 46V45H75ZM181 46H182V49H178V48H181ZM254 46L256 47V45L254 44ZM262 46V45H261ZM76 48V47H75ZM249 48V47H248ZM252 48H254V47H252ZM163 51H164V53L166 52V55H164V53H163ZM251 51V50H250ZM252 52V51H251ZM254 52V51H253ZM226 53H228V54H226ZM260 53H261V51H260ZM76 54H74L75 56H76ZM89 54V53H88ZM74 56V57H75ZM94 56V55H93ZM102 56V55H101ZM85 57H86V55H85ZM218 57H220V58H218ZM76 58V57H75ZM79 58V57H78ZM92 58V57H91ZM98 58H100V56L98 57ZM103 58V59H104ZM103 59H102V61H103ZM107 59V60H106ZM244 60H245V58H243ZM81 60V59H80ZM100 60V59H99ZM98 59H97V61H99ZM77 61V60H76ZM92 61V63H95V62H97L96 60L93 62V60H91ZM238 61V60H237ZM257 61V60H256ZM79 62V61H78ZM79 64H80V62H79ZM87 64V63H86ZM264 64V63H263ZM72 65V64H71ZM85 65V64H84ZM89 65V64H88ZM96 65V64H95ZM94 65V66H95ZM101 65H102V63H101ZM239 65H240V63H239ZM258 65V64H257ZM80 66V65H79ZM90 66H93V65H90ZM104 66H106V65H104ZM145 66V67H144ZM232 66V65H231ZM255 66V65H254ZM81 67H83L82 66V64H81ZM101 67V66H100ZM150 67V65H148L147 64V67H146V69H148ZM241 67V66H240ZM261 67V66H260ZM88 68V67H87ZM102 68H104V67H102ZM230 68V67H229ZM239 68V67H238ZM245 68V67H244ZM250 68V67H249ZM84 69V68H83ZM93 69V68H92ZM105 69V68H104ZM68 71H69V69H67ZM73 70V69H72ZM77 70V69H76ZM98 70H100V68L98 69ZM154 70V71H153ZM251 70V69H250ZM89 71H91V70H89ZM148 71V70H147ZM149 71H153V73L155 72V69L153 68L152 70H150L149 69ZM161 71V72H162ZM228 71V70H227ZM236 70H234V72H235ZM252 71L254 72L255 70H253L252 69ZM258 71H260V69L258 70ZM61 72V71H60ZM72 72V71H71ZM76 72V71H75ZM74 72V73H75ZM92 72V71H91ZM212 72V73H211ZM224 72H226V71H224ZM63 73H64V71H63ZM73 73V74H74ZM81 73H83V71L81 72ZM94 73V72H93ZM93 73H92V75H93ZM96 73H98V72H96ZM101 73H103V72H101ZM151 73V72H150ZM227 73V72H226ZM246 73V72H245ZM258 74H260V73H262V72H257ZM58 74V73H57ZM59 74H61V73H59ZM66 74V73H65ZM89 74V73H88ZM105 73H103L102 75H104ZM106 74V75H107ZM222 74H224L223 72H222ZM232 75H234L235 73H231ZM98 77H99V75L98 74H96ZM95 75V77L97 78V76ZM105 75V76H106ZM157 75V76H156ZM244 75V74H243ZM249 75H251V73L249 74ZM254 76L255 75H257V74H253ZM262 75V74H261ZM68 76V75H67ZM71 76V75H70ZM108 76H109V74H108ZM114 77V75H111L110 74V77ZM202 76V77H203ZM223 76V75H222ZM222 76H220V77H222ZM231 76V75H230ZM248 76V75H247ZM84 77V76H83ZM94 76L93 77H89V78H94L93 80H96V78H95ZM101 77V76H100ZM111 77V78H112ZM211 77V76H210ZM249 77V76H248ZM77 78V77H76ZM80 78V77H79ZM88 78V77H87ZM86 78V79H87ZM110 78V79H111ZM172 78V79H171ZM235 78V77H234ZM247 78V77H246ZM64 79H65V77H64ZM72 79H73V77H72ZM105 79H107V78H105ZM114 79V78H113ZM209 79V78H208ZM227 79V78H226ZM230 78L228 77V80H229ZM66 80V79H65ZM68 80V79H67ZM84 80V79H83ZM92 80V79H91ZM101 80V79H100ZM102 80H104V79H102ZM102 80L101 81H99V80H97V81H99V82H102ZM156 80V81H155ZM160 80V79H159ZM163 80V79H162ZM180 80V81H179ZM219 80V79H218ZM217 80V81H218ZM251 80H253V79H251ZM256 80V79H255ZM78 81V80H77ZM81 81V80H80ZM88 81H90V79H88ZM105 81V80H104ZM117 81V80H116ZM214 81H216V80H214ZM264 81V80H263ZM86 82H87V80H86ZM92 82V81H91ZM99 82H97L98 84H99ZM106 82V81H105ZM114 82V81H113ZM236 82V81H235ZM239 82H243L244 83V81H239ZM69 83V82H68ZM68 83H66V84H68ZM83 83H85V82H83ZM88 83H90V82H88ZM87 83V84H88ZM107 83L108 84H110L109 83V81H107ZM107 83H105L106 84V86L108 85ZM162 84V86H161V88H163L161 91H159V93H160V96H161V92L163 91V92H165L166 91V83L165 84H163V82H161ZM197 83H199V82H197ZM247 83V82H246ZM245 83V84H246ZM62 84H64V83H62ZM82 84V83H81ZM183 84V83H182ZM212 84V83H211ZM220 84V83H219ZM218 84V85H219ZM230 84H232L231 82H230ZM241 84V83H240ZM247 84H249V83H247ZM254 84H255V82H254ZM84 85H86V84H84ZM90 85V84H89ZM89 85H87V86H89ZM102 85H104V83H102ZM112 85V84H111ZM111 85H108V86H110L111 87ZM113 85H117L118 86V84H113ZM143 85V87H141ZM157 85V86H156ZM186 85V84H185ZM238 85V84H237ZM250 85V84H249ZM91 86V85H90ZM89 86V87H90ZM149 86H151V85H149ZM151 86V87H152ZM213 86V85H212ZM224 86V85H223ZM236 86V85H235ZM234 86V87H235ZM240 86V85H239ZM238 86V87H239ZM260 86V85H259ZM77 87V86H76ZM92 87H96V84L94 85V86H92ZM91 87V88H92ZM115 87V86H114ZM114 87H111V88H114ZM177 87V86H176ZM182 87V86H181ZM185 87V86H184ZM210 87V86H209ZM226 87V86H225ZM78 88H80V87H78ZM84 88V87H83ZM103 88V87H102ZM116 88H114V90L116 89ZM149 88V87H148ZM171 88V87H170ZM179 88V87H178ZM196 88V87H195ZM242 88H244V87H241V89ZM248 88L250 89L251 87H249L248 86ZM85 89H87V87L85 88ZM147 89V88H146ZM146 89H144V90H146ZM150 89V88H149ZM154 90H155V88H153ZM189 89H185L186 91L187 90H189ZM199 89V88H198ZM197 89V90H198ZM204 89H207V88H204ZM216 89V88H215ZM226 89H228V88H226ZM245 89V88H244ZM244 89H242V90H244ZM81 90H83V89H81ZM103 90V89H102ZM143 90V91H144ZM153 90V91H154ZM179 90H182V88L181 89H179ZM178 90V91H179ZM183 90H184V88H183ZM184 90V91H185ZM192 91H193V89H191ZM217 90V89H216ZM247 90V89H246ZM246 90H245V92H246ZM62 91H63V89H62ZM73 91V90H72ZM84 91V90H83ZM108 91V90H107ZM156 92L158 91V90H155ZM176 91H177V89H173V92L171 93V94H175L176 93ZM177 91V92H178ZM236 91V90H235ZM259 91V90H258ZM262 91V90H261ZM96 92V91H95ZM150 92V91H149ZM167 92V91H166ZM165 92V93H166ZM182 92V91H181ZM257 92V91H256ZM260 92V91H259ZM78 93H80V92H78ZM98 93H100V92H98ZM105 93V92H104ZM141 93V92H140ZM189 93H190V90H189ZM196 93H198V92H196ZM204 93V92H203ZM207 93V92H206ZM97 94V93H96ZM119 94H120V96H119ZM154 95H157V94H155V93H153ZM180 94V93H179ZM200 94V93H199ZM264 94V93H263ZM262 94V95H263ZM71 95V94H70ZM82 95H85L84 93L82 94ZM81 95V96H82ZM93 95V94H92ZM143 95H146V94H143ZM143 95H141V96H143ZM169 95V94H168ZM182 95V94H181ZM204 95H206V94H204ZM212 95V94H211ZM215 95H216V93H215ZM234 95H235V92H234ZM233 95V96H234ZM65 96V95H64ZM74 96H76L75 95V91H74ZM108 96V95H107ZM149 96H151V95H148L147 97H149ZM164 96V95H163ZM186 96V95H185ZM207 96V95H206ZM255 96V95H254ZM260 96V95H259ZM88 97V96H87ZM112 97V96H111ZM138 97L140 98V96L138 95ZM144 97V96H143ZM142 97V98H143ZM153 97V96H152ZM155 97H158V96H155ZM182 97H183V95H182ZM181 97V98H182ZM194 97H195V95H194ZM204 97V96H203ZM212 97V96H211ZM210 97V98H211ZM217 97V96H216ZM215 97V98H216ZM231 97V96H230ZM236 97H237V95H236ZM251 97H252V95H251ZM262 97V96H261ZM67 98V97H66ZM72 98V97H71ZM76 98V97H75ZM138 98V99H139ZM146 98V97H145ZM169 98H171V97H169ZM195 98H197V97H195ZM194 98V99H195ZM202 98V97H201ZM73 99V98H72ZM87 99V98H86ZM85 99V100H86ZM114 99V98H113ZM116 99V98H115ZM136 100H137V97L135 98ZM134 99V100H135ZM147 99V98H146ZM149 99V98H148ZM163 99H166V98H163ZM179 99H180V97H179ZM191 99H193V98H191ZM193 99V100H194ZM220 99V98H219ZM227 99H228V97H227ZM255 99V98H254ZM262 99H264V98H262ZM88 100H90V99H88ZM88 100H86L87 102H89ZM107 100H108V98H107ZM110 100H112V99H110ZM143 100V99H142ZM150 100H151V98H150ZM150 100H146L147 102L148 101H150ZM153 100V99H152ZM161 99H158V101H160ZM171 100V99H170ZM178 100V99H177ZM183 100V99H182ZM202 100V99H201ZM211 100V99H210ZM217 100V99H216ZM233 100H236V99H233ZM232 100V101H233ZM238 100H239V98H238ZM240 100H242V99H240ZM83 101V100H82ZM146 101H144V102H146ZM166 101V100H165ZM175 101V100H174ZM173 101V102H174ZM185 101H186V99H185ZM197 101H199V100H197ZM204 101V100H203ZM212 101V100H211ZM243 101V100H242ZM244 101H246V100H244ZM254 101V100H253ZM262 100H260V102H261ZM76 102V101H75ZM106 102V101H105ZM111 102H113L114 103V101H111ZM119 102V103H120ZM137 102V101H136ZM143 102V103H144ZM152 102V101H151ZM160 102H163V101H160ZM167 102V101H166ZM165 102V103H166ZM172 102V101H171ZM179 102H180V100H179ZM184 102V101H183ZM189 102V101H188ZM216 102V101H215ZM227 102H229V101H227ZM235 102H240V101H235ZM234 102V103H235ZM95 103V102H94ZM175 103V102H174ZM190 103V102H189ZM199 103H202V102H200L199 101ZM245 103H247V102H245ZM250 104H251V102H249ZM248 103V104H249ZM82 104V103H81ZM90 104V103H89ZM97 104H99V103H97ZM96 104V105H97ZM110 104V103H109ZM108 104V105H109ZM115 104H117V103H115ZM137 104H139V103H137ZM151 104H154V103H151ZM156 104V103H155ZM158 104H160V103H158ZM162 104V103H161ZM160 104V105H161ZM180 104V103H179ZM181 104H183V103H181ZM180 104V105H181ZM185 104V103H184ZM188 104V103H187ZM191 104V103H190ZM197 104V103H196ZM196 104H193L194 106L196 105ZM226 104V103H225ZM229 104H231V103H229ZM228 104V105H229ZM237 104V103H236ZM235 104V105H236ZM259 104V103H258ZM261 104V103H260ZM262 104H264V102L262 103ZM261 104V105H262ZM78 105V104H77ZM83 105V104H82ZM113 105V104H112ZM118 105V104H117ZM128 105V108H131V107H129V104H127ZM134 105H136V104H134ZM167 105H170V104H167ZM164 106V107H168V106ZM173 105V104H172ZM193 105H191V106H193ZM234 105V106H235ZM243 105V104H242ZM242 105H240V106H242ZM79 106V105H78ZM84 106V105H83ZM94 106V105H93ZM106 106V105H105ZM121 106H125V104L123 105H121ZM155 106H157V105H155ZM184 106H186V105H184ZM184 106H182V107H184ZM190 106V108H192ZM199 106H202V105H199ZM198 106V107H199ZM223 106V105H222ZM226 106V105H225ZM79 107H81V106H79ZM86 107V106H85ZM113 107H116V106H113ZM127 107V106H126ZM125 107V108H126ZM137 107H138V105H137ZM136 107V108H137ZM140 107V106H139ZM152 107H154V106H152ZM160 107V106H159ZM158 107V108H159ZM164 107H163V109H164ZM197 107V106H196ZM197 107V108H198ZM210 108H211V106H209ZM224 107V106H223ZM236 108H237V106H235ZM235 107H233V108H235ZM260 107V106H259ZM262 107V106H261ZM106 108L107 109H109L107 106H106ZM118 108H120V107H118ZM123 108V107H122ZM134 108H135V106H132V108H131V110L132 111H135L134 110ZM145 109H147L146 107H144ZM148 108H150L149 110H150V113H152V111H151V106L150 107H148ZM179 108V107H178ZM186 108H187V106H186ZM186 108H181V109H186ZM197 108H196V110H197ZM232 108V109H233ZM248 108H252V107H246V108H244V109H248ZM256 108V107H255ZM254 108V109H255ZM68 109V108H67ZM91 109H92V107H91ZM114 109V111H115V108H113ZM138 109V108H137ZM170 109V108H169ZM176 108H174V110H175ZM206 109V108H205ZM225 109V108H224ZM227 110L229 109L228 107L226 108ZM225 109V110H226ZM87 110V109H86ZM85 110V111H86ZM106 110V109H105ZM120 110L121 111H124L123 109H121L120 108ZM119 109H117V111H120ZM140 110V109H139ZM142 110H144L143 109V107H142ZM160 110H162V108H160ZM160 110L158 111H154V112H160ZM187 110V109H186ZM186 110L185 111H182V112H186ZM193 110H195L194 108H193ZM195 110V111H196ZM201 110H203V109H201ZM201 110H199V111H201ZM207 110V114H208V110L209 109H206ZM214 110V109H213ZM257 110H259V109H257ZM256 110V111H257ZM73 112H70V113H74V112H77V110L76 109H74V110H72ZM82 111V110H81ZM80 111V112H81ZM131 111V112H132ZM146 111V110H145ZM167 111H169V110H167ZM178 111V110H177ZM181 111H178V112H181ZM190 111H192V110H190ZM205 111V110H204ZM234 111V110H233ZM236 111V110H235ZM261 112H262V110H260ZM61 112H62V114H61ZM97 112V111H96ZM164 112H166V110H164ZM171 112V111H170ZM193 112V111H192ZM214 112V111H213ZM251 112V111H250ZM86 113V112H85ZM135 113V112H134ZM169 113V112H168ZM177 113V112H176ZM200 113V112H199ZM201 113H203V112H201ZM209 113H212V112H209ZM260 113V112H259ZM102 114H104L103 112H102ZM108 114V112L106 113V115ZM117 114V113H116ZM121 114V113H120ZM119 114V115H120ZM124 114H126L125 112H124ZM123 114V115H124ZM129 114V113H128ZM137 114H141L142 116H143V113H137ZM137 114H135V117H136V115ZM154 114V113H153ZM170 114V113H169ZM172 114V113H171ZM181 114H185V113H181ZM189 114V113H188ZM203 114H206V112H204ZM235 114V113H234ZM69 115H71V114H69ZM73 115H75V114H73ZM82 115H84V114H82ZM86 115H87V113H86ZM100 115V114H99ZM99 115H96V116H98L99 117ZM118 115V114H117ZM123 115H120V118L122 119V116ZM129 115H131L132 116V114H129ZM146 115H148L149 116V114H146ZM199 115V114H198ZM226 115V114H225ZM243 115V114H242ZM258 115H261V114H258ZM68 116V115H67ZM89 116V115H88ZM87 116V117H88ZM127 116V115H126ZM130 116V117H131ZM151 116V115H150ZM155 116V115H154ZM167 116V115H166ZM173 116V115H172ZM185 116H186V114H185ZM187 116H189V115H187ZM194 115H192V117H193ZM208 116V115H207ZM214 116V114H212V117ZM219 116V115H218ZM245 115H243L242 117H244ZM107 118H109L110 116H106ZM105 117V118H106ZM112 117V116H111ZM119 117V116H118ZM138 117V119H139V121H136V122H143V121H141L140 119L141 118H143V117H141V116H137ZM136 117V118H137ZM140 117V118H139ZM152 117V116H151ZM150 117V118H151ZM161 117H165V116H161ZM205 117V116H204ZM235 117V116H234ZM248 117V116H247ZM89 118V117H88ZM117 117H115V119H116ZM145 118V117H144ZM148 118V117H147ZM159 118V117H158ZM172 118V117H171ZM173 118H175V117H173ZM181 118V117H180ZM187 118V117H186ZM195 118V117H194ZM198 118V117H197ZM207 118V117H206ZM209 118H210V116H209ZM95 119H97V118H95ZM95 119H94V121H95ZM110 119V118H109ZM123 119H125L124 117H123ZM127 119V118H126ZM129 119V118H128ZM127 119V120H128ZM138 119H136V120H138ZM163 119V118H162ZM178 120H179V117L177 118ZM202 119H203V117H202ZM202 119H200V120H202ZM239 118H236V120H238ZM250 119V118H249ZM72 120V119H71ZM112 120V119H111ZM143 120V119H142ZM153 120V119H152ZM152 120L150 121V122H152ZM159 120V119H158ZM172 120V119H171ZM181 120H182V118H181ZM196 120V119H195ZM215 120V119H214ZM217 120V119H216ZM218 120H221V119H218ZM105 121H106V119H105ZM115 121H117V120H115ZM129 121H130V119H129ZM135 121V120H134ZM161 121V120H160ZM184 121H186V122H188L187 120H184ZM194 121V120H193ZM205 121V120H204ZM208 121V120H207ZM91 122H92V120H91ZM97 122V121H96ZM108 123H109V121H107ZM110 122H112V121H110ZM118 122V121H117ZM117 122H116V125H117ZM126 122V121H125ZM147 122H149V121H147ZM156 122H158V121H156ZM167 122V120H165V123ZM190 122L191 121H189L188 122V124H190ZM209 122V121H208ZM208 122H206L207 124H208ZM213 122V121H212ZM235 122V121H234ZM83 123V122H82ZM98 123V122H97ZM102 123V122H101ZM121 122H119V124H120ZM143 123H146V122H143ZM164 123V124H165ZM171 123H174V121L173 122H171ZM175 123H177V122H175ZM183 124H184V122H182ZM227 122H225V124H226ZM229 123H230V121H229ZM236 123V122H235ZM130 124H131V122H130ZM130 124H128V125H130ZM147 124V123H146ZM146 124H145V127H146ZM151 124V123H150ZM150 124H148V125H150ZM154 124H156L155 122H154ZM187 124V125H188ZM205 124V123H204ZM220 124H222L221 122H220ZM233 123H231L230 125H232ZM89 125V124H88ZM90 125H91V123H90ZM89 125V126H90ZM104 125V124H103ZM106 126H108V125H110L111 126V124H105ZM112 125H114V122H113V124ZM138 125V124H137ZM137 125H135V126H137ZM151 125H153V123L151 124ZM170 125V124H169ZM174 125V124H173ZM192 125H194V124H192ZM197 125H199V124H196V126ZM228 125V124H227ZM82 126V125H81ZM95 126H97L96 125V123H95V125L93 124V127H95ZM119 126H121V124L119 125ZM159 127H163V126H161L160 124L158 125ZM180 126H182V125H180ZM207 126V125H206ZM211 126V128H212V125H210ZM217 126V125H216ZM225 126V125H224ZM233 126V125H232ZM98 127H100V126H98ZM97 127V128H98ZM123 127H125V126H123ZM127 127H131V126H127ZM138 127H142V125H140V126H138ZM153 127H154V125H153ZM157 127V126H156ZM166 127V126H165ZM168 127V126H167ZM182 127H184V126H182ZM181 127V128H182ZM190 127V126H189ZM197 127H199V126H197ZM205 127V126H204ZM226 127V126H225ZM229 127V126H228ZM227 127V128H228ZM260 127V126H259ZM113 128H115V127H113ZM148 128V127H147ZM158 128V127H157ZM164 128V127H163ZM176 128H178V127H176ZM180 128V129H181ZM206 128V127H205ZM209 128V127H208ZM211 128H209V129H211ZM217 128V127H216ZM216 128L214 129V128H212V129H214V131H216ZM230 128H232V127H230ZM56 130L55 131V133H53V130ZM78 129V128H77ZM93 129H95V128H93ZM100 129V128H99ZM116 129V128H115ZM146 128H144V130H145ZM149 129V128H148ZM152 129V128H151ZM154 129H156V128H154ZM186 129H188L187 127H186ZM191 129H194V128H191ZM190 129V130H191ZM200 129V128H199ZM202 129H203V127H202ZM218 129H220V128H218ZM234 129V128H233ZM86 130V129H85ZM117 130V129H116ZM118 130H120V129H118ZM127 130H129V129H127ZM131 130H134V129H131ZM150 130V129H149ZM148 130V131H149ZM177 130V129H176ZM176 130H174L173 132H175ZM197 130V129H196ZM204 130V129H203ZM223 131H224V129H222ZM238 129H236V131H237ZM260 130V129H259ZM95 131H100V130H95ZM110 131V130H109ZM124 131H126V128H125V130ZM136 131H138V130H136ZM178 131H181V130H178ZM198 131V130H197ZM202 131V130H201ZM208 130H206L205 132H207ZM210 131H212V130H210ZM227 131V130H226ZM85 132V131H84ZM92 132V131H91ZM100 132H102V131H100ZM111 132V131H110ZM115 132V131H114ZM114 132H111V133H114ZM127 132V131H126ZM141 132V131H140ZM139 132V133H140ZM156 132H158L157 131V129H156ZM165 132V131H164ZM191 132H192V130H191ZM202 132H204V131H202ZM218 132V131H217ZM79 133V134H78ZM90 133V132H89ZM96 133V132H95ZM142 133H143V131H142ZM148 133V132H147ZM161 133H163V132H161ZM196 134H197V132H195ZM210 133V132H209ZM219 133H220V130H219ZM228 133H230V132H228ZM236 133H239V132H236ZM83 134V133H82ZM91 134V133H90ZM155 134V133H154ZM160 134V133H159ZM170 133H168V135H169ZM173 134V133H172ZM171 134V135H172ZM182 134V133H181ZM192 134H194V133H191V135ZM206 134V133H205ZM210 134H212V133H210ZM221 135H222V133H220ZM258 134H260V133H258ZM6 135V136H5ZM85 135V134H84ZM89 135V134H88ZM93 135H96V134H93ZM100 137H101V135L100 134H98ZM145 135V134H144ZM144 135H142V136H144ZM166 135V134H165ZM173 135H175V134H173ZM177 135V134H176ZM190 135V136H191ZM197 135H199V134H197ZM204 135V134H203ZM203 135H202V137H201V139L203 138ZM206 135H208V134H206ZM206 135H204V136H206ZM215 135V134H214ZM228 135V134H227ZM227 135H225L226 137H227ZM156 136H158L159 138H156V139H160V138H162L163 139V137H160V136H162V135H156ZM167 136V135H166ZM196 137V135H193V136H191L192 138L193 137ZM210 136V135H209ZM208 136V138H210ZM92 137V136H91ZM121 137V136H120ZM123 137V136H122ZM121 137V138H122ZM153 137V136H152ZM181 137H183V135H181ZM213 137V136H212ZM217 137H220V136H217ZM236 137V136H235ZM175 138H177V137H175ZM185 138H187V136L185 135ZM221 138V137H220ZM262 138V137H261ZM92 139H95L96 140V138H92ZM116 139H118L117 137H116ZM127 139H129V138H127ZM194 139V138H193ZM193 139H189V140H193ZM199 139V138H198ZM197 138L195 139V140H198ZM204 139H205V137H204ZM211 139H213V138H211ZM210 139V140H211ZM218 139V138H217ZM243 139H244V135H243ZM94 140V141H95ZM101 140V139H100ZM110 140V139H109ZM126 140V139H125ZM150 140V139H149ZM179 140V139H178ZM183 140H185V139H183ZM194 140V141H195ZM200 140V139H199ZM219 140V139H218ZM223 139H220V141H222ZM231 140L232 139H230V142H231ZM4 141V140H3ZM2 141V142H3ZM12 141H14V140H12ZM24 141V140H23ZM131 141V140H130ZM141 141V140H140ZM150 141H152V140H150ZM167 141V140H166ZM165 141V142H166ZM172 140L170 139V142H171ZM201 141V140H200ZM200 141H198V142H200ZM205 141H207V140H205ZM204 141V142H205ZM2 142L0 143L1 145H2ZM6 142V141H5ZM19 142H21V144H22V141H19ZM96 142V141H95ZM98 142L99 143H101V141H99L98 140ZM115 142V141H114ZM120 143H121V141H119ZM144 142V141H143ZM146 142H148V141H146ZM153 142V141H152ZM178 142V141H177ZM183 142V141H182ZM210 142V141H209ZM208 142V143H209ZM226 142H228V140L226 141ZM246 142V141H245ZM248 142V144L250 143V141H247ZM254 142H257L256 140H254ZM4 143V142H3ZM9 143V145L11 146V144ZM122 143H125V141L124 142H122ZM134 143H137V142H134V141H132V144H131V146H136L137 147V145H135ZM145 143V142H144ZM144 143H142V144H144ZM168 143V142H167ZM173 143H175V142H173ZM173 143H171L172 145H173ZM189 144V142H185L184 144ZM191 143H193V142H191ZM222 143V142H221ZM232 143V142H231ZM241 143V142H240ZM19 144V143H18ZM107 144H109V143H107ZM141 144V143H140ZM150 145H152L151 143H149ZM148 144V145H149ZM169 144V143H168ZM179 144L180 145H182V143H181V141L179 142ZM197 144V143H196ZM196 144H193V145H196ZM201 144V143H200ZM200 144H198L197 146H201ZM210 144V143H209ZM233 144V143H232ZM237 144V143H236ZM245 144V143H244ZM251 144V143H250ZM8 144H7V146H9ZM14 145V144H13ZM74 145V146H75ZM97 145V144H96ZM102 145H105V144H102ZM110 145H112V144H110ZM127 146L129 145V144H126ZM167 145V144H166ZM170 145V144H169ZM193 145H192V147H193ZM205 145V144H204ZM224 145V144H223ZM229 145V144H228ZM238 145V144H237ZM4 146H6L5 145V143H4ZM19 146H21V145H19ZM18 146V147H19ZM87 146H89V144L87 145ZM114 146H116V145H114ZM140 146V145H139ZM155 146H157V145H155ZM159 146H160V144H159ZM159 146H157V147H159ZM162 147L164 146V145H161ZM160 146V149L162 148ZM208 146H210V145H208ZM207 146V147H208ZM234 146V145H233ZM232 146V148H230L229 146H227L228 147V150H229V148H230V150L231 149H233L234 147ZM241 145H238V148L240 147ZM244 146V145H243ZM246 146V145H245ZM247 146H249V145H247ZM1 147H3V146H1ZM122 147V146H121ZM121 147H119V148H121ZM123 147H125V145L123 146ZM145 147H147V146H145ZM150 147V146H149ZM153 147V146H152ZM170 147H172V146H170ZM174 147V146H173ZM185 147H187V146H185ZM185 147H182V148H185ZM192 147H188L189 148V150L192 148ZM204 147V146H203ZM206 147V148H207ZM242 147V146H241ZM10 148H12V147H10ZM102 148H104V147H102ZM126 148V147H125ZM129 148V147H128ZM132 148V147H131ZM175 148V147H174ZM181 148V149H182ZM201 148V147H200ZM255 148V147H254ZM12 149H14V147L12 148ZM22 149H24V147L22 148ZM122 149V148H121ZM127 149V148H126ZM130 149V148H129ZM145 149V148H144ZM144 149H136V152H139L140 150L141 151H144ZM150 149V148H149ZM153 149V148H152ZM156 149V148H155ZM159 149V150H160ZM177 150H178V148H176ZM187 149V148H186ZM208 149L209 148H207V151H208ZM255 149H257V148H255ZM18 150H21V148L20 149H18ZM26 150H28V149H26ZM26 150H24V151H26ZM117 150V149H116ZM131 150V149H130ZM137 150H139V151H137ZM165 150V149H164ZM167 150H168V148H167ZM182 150H185V149H182ZM193 150H195V149H193ZM199 150V149H198ZM219 150V149H218ZM222 149H220V151H221ZM227 149H225V151H228ZM238 150V149H237ZM244 150V149H243ZM261 150V149H260ZM3 151V150H2ZM87 151V150H86ZM124 151V150H123ZM160 151H162V150H160ZM158 152L157 151V153H159V155H160V153L161 152ZM170 151V150H169ZM185 151H187V150H185ZM202 151V150H201ZM232 151H234V150H232ZM231 151V152H232ZM253 151V150H252ZM255 151H257V150H255ZM6 153H8L7 152V150L5 151ZM5 152H3V153H5ZM21 151H19L18 153H19V155H22V152L20 153ZM69 152V151H68ZM81 152V151H80ZM79 152V150L77 149V147H75V148H73L72 149V151H71V153H67V154H65V156H71V159H70V163H73L72 165L74 166V169H73V166H72V169H73V172H74V174H73V176H74V180L75 181H79V180H81V179H84L86 176H85V171H84V168L85 167H88V168H91V167H94L95 166V168L96 169H98V170H100L101 171V173L103 172L107 177H112V178H121L120 176H122V175H124V173H125V177H126V179L125 178H121V179H125V181L128 179V178H130L129 176L130 175H128L127 174V171H129V170H126V168L128 169V167H127V165H125V163L123 162V160L119 157V156H116V157H114V158H111L110 157V159H107V160H105V163H104V165H103V163L101 164L100 162H99V158L98 159H95L96 161H94V160H92L91 159V161H93V163L92 164H90V163H88V159L86 158V156H84V154H81ZM132 152H134V151H132ZM132 152H130L132 155H134V153H136V152H134V153H132ZM154 152H156V151H154ZM154 152H153V154H154ZM171 152V151H170ZM175 152H176V150H175ZM179 152H181V151H179ZM184 152V151H183ZM189 152H191V151H189ZM189 152H186V153H188L187 155H189V157H191L192 155L191 154H189ZM196 152V151H195ZM224 151L222 150V153H223ZM250 152V151H249ZM2 153V154H3ZM5 153V154H6ZM17 153V154H18ZM59 153V152H58ZM89 153V152H88ZM87 153V154H88ZM100 153V152H99ZM143 153V152H142ZM147 153V152H146ZM174 153V152H173ZM178 153V152H177ZM201 153V152H200ZM205 153H207L208 154V152H205ZM209 153H211V151L209 150ZM216 153V152H215ZM219 153V152H218ZM225 153V152H224ZM227 153V152H226ZM230 153V152H229ZM228 153V154H229ZM233 153V152H232ZM229 154V155H233V154ZM17 154H15L16 156H18L19 157V155H17ZM97 154V153H96ZM103 154V153H102ZM101 154V155H102ZM107 154V153H106ZM106 154H104V155H106ZM152 154V153H151ZM164 154H166V152L164 153ZM167 154H169V152L167 153ZM176 154V153H175ZM175 154H173V155H175ZM195 154V153H194ZM193 154V155H194ZM212 154H214V153H212ZM260 154V153H259ZM59 155V154H58ZM86 155V154H85ZM143 155V154H142ZM142 155L141 156H138V157H140V158H142ZM149 155V154H148ZM186 155V154H185ZM186 155V156H187ZM191 155V156H190ZM197 155H199L198 153H197ZM216 155H218L217 153H216ZM223 155V154H222ZM241 155H242V153H241ZM256 155V154H255ZM0 156H2V155H0ZM11 156H13V155H11ZM62 156H64V155H62ZM99 156V155H98ZM158 156V155H157ZM167 156L168 155H166V157H164V160H165V158H167ZM169 156H172V155H169ZM168 156V157H169ZM178 156H180L181 157V153H178ZM184 155H182V158H184L183 157ZM207 156V155H206ZM221 156V155H220ZM228 155H226V157H227ZM236 156V155H235ZM3 157V156H2ZM15 157V156H14ZM97 157V156H96ZM101 157V156H100ZM104 157V156H103ZM153 157H155V156H153ZM159 157V156H158ZM177 157V156H176ZM180 157H178V158H180ZM194 156H192V158H190V160L192 159H196V158H193ZM199 157H200V155H199ZM213 157V156H212ZM216 157V156H215ZM252 157V156H251ZM250 157V158H251ZM257 157V156H256ZM7 158V157H6ZM21 158H23V156L21 157ZM38 158V157H37ZM107 158V157H106ZM126 158V157H125ZM139 158V159H140ZM149 158V157H148ZM161 158V157H160ZM170 158V157H169ZM172 158V157H171ZM218 158V157H217ZM242 158V157H241ZM60 159V158H59ZM64 160H65V158H63ZM126 159H128V158H126ZM130 159V158H129ZM128 159V160H129ZM145 159V158H144ZM151 159H153V158H150V160ZM157 159V158H156ZM173 159H177V158H173ZM230 158H228V160H229ZM244 159V158H243ZM3 160V159H2ZM4 160H6V162H7V159H4ZM10 161H11V163H12V160L11 159H9ZM14 160H17V159H14ZM24 160H26V159H24ZM31 160L33 161V158H31ZM35 160H36V158H35ZM38 160V159H37ZM43 160V159H42ZM67 160V159H66ZM148 160V159H147ZM150 160H148V161H150ZM154 160V159H153ZM167 161H168V158L166 159ZM181 160H183V159H181ZM186 160H188V159H186ZM201 160V159H200ZM200 160L198 161V162H200ZM213 160V159H212ZM211 160V161H212ZM221 160V159H220ZM233 160H234V158H233ZM1 161V160H0ZM18 161V160H17ZM20 161V160H19ZM27 161V160H26ZM25 161V162H26ZM46 161V160H45ZM132 161H134V160H132ZM138 161V160H137ZM136 161V162H137ZM155 161H157V160H154V161H152V162H155ZM159 162L161 161V159H159L158 160ZM185 161V160H184ZM205 161H208V160H205ZM216 161V160H215ZM227 161V160H226ZM3 163L5 162V161H2ZM2 162H0L1 164H2ZM5 162V163H6ZM22 162H24V161H22ZM30 162V161H29ZM39 162V161H38ZM54 162V161H53ZM62 162V161H61ZM103 162V161H102ZM162 162V161H161ZM170 162V161H169ZM172 162H174L175 163V160H173ZM198 162H195V163H198ZM214 162V161H213ZM239 162V161H238ZM248 162V161H247ZM246 162V163H247ZM14 163V162H13ZM21 163V162H20ZM28 163V162H27ZM32 163H34V162H32ZM98 163H100V164H98ZM139 163V162H138ZM140 163H141V161H140ZM155 163H157L158 164V162H155ZM155 163H152V164H155ZM164 163H166V161H164L163 162V164ZM183 163H185V162H183ZM192 163V162H191ZM190 163V164H191ZM201 163V162H200ZM215 163V162H214ZM222 164H223V161L221 162ZM225 163V162H224ZM227 163V162H226ZM263 163V162H262ZM8 164H10V163H8ZM7 164V165H8ZM26 164V163H25ZM55 164V163H54ZM64 164V162L62 163V164H60V165H63ZM126 164H128V163H126ZM131 164V163H130ZM129 164V165H130ZM163 164H160V165H163ZM176 164V163H175ZM179 164V163H178ZM182 164V163H181ZM189 164V165H190ZM192 164H194V163H192ZM207 164H209V163H207ZM236 164V163H235ZM260 164V163H259ZM3 165V164H2ZM6 165V166H7ZM11 165H13V164H11ZM10 165V167H12ZM23 163H22V167H23ZM34 165V164H33ZM33 165H30V166H33ZM39 165H42V164H39ZM57 165H59V163H58V161H57V164H56V166ZM67 165H69V164H67ZM71 165V164H70ZM93 165V166H92ZM139 165V164H138ZM159 165V166H160ZM165 165V164H164ZM173 165V164H172ZM186 165V164H185ZM197 165V164H196ZM241 165V164H240ZM5 166V167H6ZM9 166V165H8ZM13 166H15V165H13ZM17 166V165H16ZM37 166V165H36ZM46 166V165H45ZM44 166V167H45ZM56 166H55V169H56ZM139 166H141V164L139 165ZM143 166V165H142ZM150 166H151V161H150ZM169 166V165H168ZM175 166H177V167H179V169H180V167H181V165H175ZM191 166H193V165H191ZM199 165H197V167H198ZM223 166H225V165H223ZM227 166V165H226ZM258 166V165H257ZM261 166V165H260ZM9 167V168H10ZM19 167V166H18ZM25 167V166H24ZM29 167V166H28ZM52 167H54L53 165H52ZM58 167V166H57ZM70 167V166H69ZM136 168L135 169H138V167L137 166H135ZM152 167H157V168H154V169H157V170H159L160 168H158V166H155V165H153ZM163 167H165V166H163ZM167 167V166H166ZM165 167V168H166ZM173 167V166H172ZM172 167H168V168H172ZM176 167V168H177ZM188 167H190V166H188ZM187 167V168H188ZM195 167V166H194ZM203 167V166H202ZM213 166H211V168H212ZM230 167V166H229ZM255 167H256V165H255ZM14 168V167H13ZM35 168V167H34ZM68 168V167H67ZM131 168H134V166H132ZM145 168H147V167H145ZM205 168H207V167H205ZM225 168V167H224ZM260 168H262V167H260ZM3 169H5V170H7L6 168H3ZM12 169V168H11ZM11 169H9V170H11ZM20 169H21V167H20ZM23 169V168H22ZM33 169V168H32ZM32 169H29V170H32ZM45 169V168H44ZM46 169H48V168H46ZM58 169H60V168H58ZM134 169V170H135ZM162 169V168H161ZM184 169H185V167H184ZM190 169V168H189ZM188 169V170H189ZM203 169V168H202ZM214 169H215V167H214ZM226 169V168H225ZM251 169V168H250ZM24 170H26V169H24ZM41 170V169H40ZM39 170V171H40ZM86 170V169H85ZM140 170V169H139ZM164 170H166V169H164ZM173 170V169H172ZM175 170V169H174ZM15 171V170H14ZM19 171H21V170H19ZM56 171H58V170H55V172ZM63 171V170H62ZM64 171H67V169H64ZM70 171V170H69ZM68 171V172H69ZM161 171V170H160ZM190 171V170H189ZM231 171V170H230ZM250 171V170H249ZM264 171V170H263ZM3 172H5V171H3ZM135 172H137V171H135ZM139 172H141V171H139ZM147 172H149V171H147ZM152 171H150V173H151ZM158 172V171H157ZM176 172H178V171H176ZM181 172V171H180ZM191 172H193V171H191ZM209 172V171H208ZM224 172V171H223ZM0 173H1V170H0ZM5 173H7V172H5ZM9 173V172H8ZM7 173V174H8ZM29 173V172H28ZM62 173V172H61ZM138 173V172H137ZM179 173V172H178ZM182 173V172H181ZM195 173V172H194ZM193 173V174H194ZM203 173V172H202ZM218 173V172H217ZM234 173V172H233ZM233 173H231V175L233 174ZM261 173H262V171H261ZM260 173V174H261ZM20 174H23V173H20ZM31 174V173H30ZM34 174V173H33ZM54 174V173H53ZM152 174V173H151ZM180 174V173H179ZM187 174H189V173H187ZM196 174H198V173H196ZM205 174V173H204ZM249 175V173H246L245 175ZM3 175V174H2ZM28 175V174H27ZM27 175H25L24 174V177H27ZM61 175V174H60ZM65 175H66V173H65ZM72 175V174H71ZM91 175H92V173H91ZM147 175H149V174H147ZM153 175H155V174H153ZM184 174H182V175H179V176H183ZM191 175V174H190ZM200 175V174H199ZM208 175V174H207ZM216 175H218V174H216ZM230 175V176H231ZM264 175V174H263ZM62 176V175H61ZM93 176V175H92ZM103 176V175H102ZM105 176V177H106ZM140 176H141V174H140ZM187 176V175H186ZM194 176H196V175H194ZM219 176V175H218ZM234 176V175H233ZM257 176V175H256ZM261 176H262V174H261ZM59 177V176H58ZM57 177V178H58ZM63 177V176H62ZM62 177H59V178H61V179H57V181H59V180H64ZM67 177V176H66ZM69 177H71V176H69ZM136 177H138V176H136ZM191 177V176H190ZM211 177V176H210ZM257 177H259V176H257ZM0 178H1V176H0ZM34 178V177H33ZM39 178V177H38ZM65 178V177H64ZM89 178V177H88ZM131 178H134V177H131ZM176 178V177H175ZM180 178V177H179ZM185 178H187V177H185ZM244 178V177H243ZM261 178V177H260ZM27 179H29V178H27ZM26 179V181H28ZM40 179V178H39ZM69 179V178H68ZM72 179V180H73ZM137 179V178H136ZM143 179H146V178H143ZM160 179H162V178H160ZM172 179V178H171ZM195 179H196V177H195ZM214 179V178H213ZM53 180V179H52ZM92 180V179H91ZM106 179L105 178H103V181H105ZM108 181H109V179H107ZM129 180V179H128ZM137 180H139V179H137ZM157 180H159V179H157ZM163 180V179H162ZM172 180H175V179H172ZM177 180H179V179H177ZM1 181V180H0ZM3 181V180H2ZM6 181V180H5ZM33 181V180H32ZM42 181V180H41ZM49 181V180H48ZM65 181V180H64ZM123 181V180H122ZM148 181L149 180H146V183H148ZM153 181H154V179H153ZM156 181V180H155ZM164 181V180H163ZM169 181H171V180H169ZM198 181H200V180H198ZM251 181V180H250ZM256 181V180H255ZM259 181V180H258ZM24 182V181H23ZM22 181H21V184L23 183ZM31 182V181H30ZM30 182H27V183H30ZM69 182V181H68ZM85 182V181H84ZM94 183H96L97 182V180H96V182L95 181H93ZM107 182V181H106ZM112 182V181H111ZM110 182V183H111ZM129 182H131V181H129ZM139 182V181H138ZM152 182V181H151ZM158 183H159V181H157ZM161 182V181H160ZM174 182H176V184L177 185H179L178 183H177V181L175 180ZM179 182V181H178ZM5 183V182H4ZM38 183V182H37ZM41 183V182H40ZM60 183V182H59ZM82 183V182H81ZM88 183H89V179H88ZM110 183L108 182V184H109V186H110ZM116 182L114 181V184H115ZM119 183H121L120 181H118V184ZM124 183V182H123ZM132 183H134V182H132ZM143 183V182H142ZM145 183V182H144ZM143 183V184H144ZM185 183V182H184ZM184 183H182V184H184ZM196 183H197V181H196ZM200 183V182H199ZM211 183V182H210ZM216 183V182H215ZM250 183H252V182H250ZM11 184H14V183H11ZM20 184V183H19ZM33 184V183H32ZM35 184V183H34ZM33 184V185H34ZM51 184V186H55V185H53L52 183H50ZM63 184H64V182H63ZM84 184H87V182H85ZM97 184V183H96ZM136 184V183H135ZM149 184V183H148ZM151 184V183H150ZM149 184V185H150ZM171 184H172V182H171ZM211 184H213V183H211ZM240 184V183H239ZM27 185V184H26ZM58 185V184H57ZM71 185V184H70ZM89 185V184H88ZM106 185V184H105ZM112 185V184H111ZM120 185V184H119ZM118 185V186H119ZM124 185V184H123ZM127 186H131V184H126ZM126 185H124V186H126ZM137 185H140V184H137ZM184 185H186V184H184ZM193 185V184H192ZM195 185V184H194ZM202 185V184H201ZM215 185V184H214ZM3 186V185H2ZM15 186V185H14ZM16 186H17V184H16ZM29 186H32V185H29ZM28 186V187H29ZM38 186V185H37ZM69 186V185H68ZM82 186H84V185H82ZM113 186V185H112ZM129 186V187H130ZM134 186H136V185H134ZM141 186V185H140ZM139 186V187H140ZM154 186H156V184L154 185ZM158 186H160V185H158ZM174 186V185H173ZM183 186V185H182ZM203 186V185H202ZM209 186V185H208ZM1 187V186H0ZM8 187H9V185H8ZM18 187V186H17ZM34 187V186H33ZM60 187H62V186H60ZM59 187V188H60ZM71 187H76V186H73V185H71ZM80 186H78V188H79ZM87 187V186H86ZM128 187V188H129ZM139 187H137V188H139ZM146 187V186H145ZM148 187H150V186H148ZM170 187H172V186H170ZM184 187V186H183ZM200 187V186H199ZM217 187H219V186H217ZM2 188V187H1ZM10 188H11V185H10ZM10 188H8V189H10ZM16 188V187H15ZM25 188V187H24ZM24 188H21V189H24ZM41 188V187H40ZM55 188V187H54ZM63 188V187H62ZM82 188V187H81ZM88 188H90V187H87V189ZM91 188H93V187H91ZM101 188V187H100ZM127 187H123V189H125L126 191H128L127 189H126ZM134 188H136V187H134ZM141 188V187H140ZM156 188V187H155ZM160 188V187H159ZM164 188V187H163ZM173 188V187H172ZM175 188V187H174ZM189 188V187H188ZM195 188V187H194ZM4 189V188H3ZM32 189V188H31ZM34 189H36V188H34ZM33 189V190H34ZM52 189V188H51ZM63 189H67V188H63ZM69 189V188H68ZM71 189V188H70ZM95 189H96V187H95ZM95 189H92V190H94L95 191ZM111 189V188H110ZM145 189V188H144ZM171 189V188H170ZM177 189V188H176ZM179 189V188H178ZM196 189V188H195ZM201 189H203V188H201ZM217 189V188H216ZM29 190V191H28ZM27 191H28V193H30V194H25V195H29L30 197H31V195H32V193L31 192H33V191H30V189H28ZM40 190V189H39ZM76 190V189H75ZM112 190V189H111ZM146 190V189H145ZM148 190H152V189H149L148 188ZM163 190V189H162ZM172 190H174V189H172ZM190 190V189H189ZM198 190V189H197ZM26 191V190H25ZM54 191V190H53ZM65 191V190H64ZM67 191V190H66ZM96 191H97V189H96ZM113 191V190H112ZM120 191H122V190H120ZM132 191H134V190H132ZM131 191V189H130V192H132ZM135 191H137V190H135ZM158 191V192H157ZM157 193L156 194H158L159 193V191H161L160 189H157ZM186 191V190H185ZM191 191V190H190ZM221 191V190H220ZM223 191H224V189H223ZM13 192V191H12ZM23 192V191H22ZM52 192V191H51ZM51 192L48 194V195H50L51 194ZM68 192V191H67ZM79 192V191H78ZM88 192H90V191H88ZM98 192V191H97ZM96 192V193H97ZM118 192V191H117ZM141 192H142V190H141ZM154 192V191H153ZM164 192V191H163ZM176 192H178V190L176 191ZM194 192V191H193ZM201 192V191H200ZM211 192V191H210ZM218 192V191H217ZM216 192V193H217ZM244 192V191H243ZM17 193V192H16ZM16 193H12V195H14V194H16ZM34 193H36L35 191H34ZM38 193V192H37ZM60 193H61V190H60ZM73 193H75V192H73ZM84 193V192H83ZM91 193H94V192H91ZM95 193V194H96ZM99 193V192H98ZM120 193V192H119ZM116 194V195H120V194ZM123 193V192H122ZM129 193V192H128ZM132 193H134V192H132ZM131 193V195H134V194H132ZM150 193V192H149ZM188 193H191V192H188ZM211 193H213V192H211ZM215 193V194H216ZM219 193V192H218ZM229 193V192H228ZM5 194V193H4ZM39 194V193H38ZM55 194V193H54ZM76 194V193H75ZM113 194V193H112ZM136 194V193H135ZM138 194V193H137ZM141 194V193H140ZM221 194V193H220ZM230 194V193H229ZM17 195V194H16ZM57 195H59V194H57ZM84 195H86V194H84ZM100 195V194H99ZM127 195V194H126ZM146 195V194H145ZM145 195H143V198L144 197H148L149 196V194H147V196H145ZM160 195V194H159ZM158 195V196H159ZM161 195H163V193H161ZM190 195H194V194H190ZM198 195H200L199 193H198ZM217 195V194H216ZM22 196V195H21ZM35 195H33V197H34ZM37 196V195H36ZM36 196H35V199H36ZM47 196V195H46ZM53 196V195H52ZM93 196V195H92ZM101 196H102V194H101ZM127 196H129V195H127ZM136 196V195H135ZM155 196V195H154ZM157 196V195H156ZM158 196H157V199H158ZM180 196H186V195H180ZM201 196V195H200ZM222 196V195H221ZM224 196V195H223ZM226 196V195H225ZM225 196H224V198H225ZM230 196V195H229ZM236 196V195H235ZM10 197V196H9ZM20 197V196H19ZM33 197H31V198H33ZM49 197H51V196H49ZM61 197V196H60ZM69 197H70V195H69ZM68 197V198H69ZM77 197H78V195H77ZM80 197V196H79ZM79 197H78V200L77 201H80L79 200ZM96 197V196H95ZM107 197V196H106ZM113 197V196H112ZM111 197V198H112ZM153 197V196H152ZM184 197H182V199L184 198ZM192 197V196H191ZM190 197V198H191ZM194 197V196H193ZM206 197H208V196H206ZM215 197V196H214ZM263 197V196H262ZM5 198V197H4ZM11 198V197H10ZM15 198V197H14ZM13 198V199H14ZM18 198V196L16 197V199ZM29 198V197H28ZM31 198H29L31 201H32V199ZM47 197H45V199H46ZM53 198V197H52ZM90 198V197H89ZM102 198V197H101ZM115 198V197H114ZM113 198V199H114ZM120 198V197H119ZM129 198H130V196H129ZM136 198V197H135ZM135 198H132V199H135ZM143 198H141V199H143ZM160 198H162V197H160ZM196 198V197H195ZM223 198V197H222ZM231 198V197H230ZM7 199V198H6ZM9 199V198H8ZM12 199V200H13ZM34 199V198H33ZM34 199V200H35ZM49 199V198H48ZM48 199L46 200V201H48ZM58 199H59V197H58ZM125 199V198H124ZM147 199H149V198H147ZM153 199V198H152ZM191 199H193V198H191ZM198 199H200V197L198 198ZM11 200V199H10ZM23 200H25L24 198H23ZM22 200V201H23ZM53 200V199H52ZM54 200H55V197H54ZM60 200H64V201H66L65 200V197L64 198H62V199H60ZM82 200V199H81ZM102 200H103V198H102ZM101 200V201H102ZM107 200H109V199H107ZM117 200H119V199H117ZM122 200V199H121ZM127 200V199H126ZM137 200V199H136ZM150 200V199H149ZM156 200V199H155ZM187 200V199H186ZM202 200H204V199H202ZM219 200V199H218ZM224 200V199H223ZM14 202H16V200H13ZM17 201H19V200H17ZM38 201V200H37ZM70 201V200H69ZM73 201V200H72ZM90 201H91V199H90ZM92 201H95V200H92ZM104 201V200H103ZM113 201H115V200H113ZM138 201H140V200H138ZM151 201V200H150ZM188 201V200H187ZM195 201V200H194ZM194 201H192V202H194ZM204 201H206V200H204ZM204 201H202V202H204ZM32 202H34L33 204H35V201H32ZM41 202V201H40ZM49 202V201H48ZM52 202V201H51ZM56 202H59V201H55V204H56ZM71 202V201H70ZM120 202V201H119ZM118 202V203H119ZM128 202V201H127ZM127 202H125L126 204H128ZM129 202H131V201H129ZM142 203L144 202V201H141ZM148 202V201H147ZM157 202H158V200H157ZM200 202V201H199ZM208 202V201H207ZM215 202V201H214ZM222 202V201H221ZM227 202V201H226ZM249 202V201H248ZM3 203H5V202H3ZM17 203V202H16ZM20 203V202H19ZM45 203H47V202H45ZM60 203V202H59ZM97 203V202H96ZM115 203V202H114ZM155 203V202H154ZM160 203V202H159ZM177 203V202H176ZM180 203H181V201H180ZM191 203V202H190ZM194 203H196V202H194ZM193 203V205H195ZM212 203V202H211ZM49 204V203H48ZM51 204H54V203H51ZM53 205V206H56V205ZM71 204H73V203H71ZM79 204V203H78ZM82 204V203H81ZM91 204V203H90ZM99 204H101V203H99ZM98 204V205H99ZM124 204V203H123ZM135 205L136 204H138L139 205V203H134ZM141 204V203H140ZM175 204V203H174ZM187 204V203H186ZM204 204V203H203ZM210 204V203H209ZM208 204V205H209ZM2 205V204H1ZM6 205H9V203L7 204L6 203ZM6 205H4V206H6ZM24 208L22 209V211H20L21 213H16L15 214V217L16 218H18V219H21V220H25L26 218H27V216H25L26 214H27V211H28V209H27V207H26V204L24 203V204H21ZM27 205H29L30 206V204H27ZM66 205V204H65ZM95 205H97V204H95ZM112 205V204H111ZM131 205V204H130ZM129 205V206H130ZM146 205H148V204H146ZM145 205V206H146ZM152 205H153V203H152ZM212 205V204H211ZM218 205H220L219 203H218ZM223 205H224V203H223ZM261 205H262V203H261ZM260 205V206H261ZM35 206H37L36 204H35ZM73 206V205H72ZM75 206V205H74ZM80 206V205H79ZM100 206V205H99ZM120 206V204L117 206V207H119ZM132 206H134V205H132ZM132 206H130V207H132ZM143 206H144V203H143ZM188 206V205H187ZM197 206V205H196ZM203 206V205H202ZM234 206V205H233ZM252 206H253V204H252ZM257 206H259V205H257ZM259 206V207H260ZM264 206V205H263ZM1 207V206H0ZM30 207H32V206H30ZM45 207H49V206H45ZM61 207H63V206H61ZM68 207V206H67ZM101 207V206H100ZM100 207H98V208H100ZM103 207V206H102ZM111 207V206H110ZM113 207H115V206H113ZM121 207H123V205L121 206ZM121 207H119L120 209H121ZM124 207H126V205L124 206ZM124 207H123V209H124ZM180 207V206H179ZM192 207V206H191ZM194 207V206H193ZM201 207V206H200ZM240 207V206H239ZM251 207V206H250ZM262 207V206H261ZM16 208V207H15ZM21 208V207H20ZM54 208V207H53ZM58 208H60V207H58ZM75 209H74V211L77 209L76 207H74ZM81 208V207H80ZM128 208V207H127ZM136 208V207H135ZM134 207H132V209H135ZM142 207H140V208H138V209H141ZM151 208V207H150ZM157 208V207H156ZM173 208V207H172ZM187 208V207H186ZM196 208V207H195ZM203 208V207H202ZM258 208V207H257ZM9 209V208H8ZM12 209H14V208H12ZM33 209V208H32ZM36 209H38V208H36ZM46 209V208H45ZM45 209H43V210H45ZM62 208H60L59 210H61ZM64 209L65 208H63V210H61V211H64ZM79 209V208H78ZM89 209V208H88ZM95 209H96V207H95ZM115 209H116V207H115ZM119 209V210H120ZM123 209H121L122 211H123ZM131 209V208H130ZM129 209V210H130ZM144 209V208H143ZM148 209V208H147ZM147 209H146V211H147ZM180 209V208H179ZM182 209V208H181ZM189 209V211L191 210L190 208H188ZM187 209V210H188ZM236 209V208H235ZM245 209H247V208H245ZM4 210H7V209H4ZM10 210V209H9ZM14 210H16V209H14ZM52 210H58L57 208L55 209H52ZM69 210H71V209H69ZM73 210V209H72ZM80 210V209H79ZM127 209H125V211H126ZM137 210V209H136ZM194 210V209H193ZM226 210V209H225ZM249 210V209H248ZM247 210V211H248ZM261 210V209H260ZM37 211V210H36ZM67 211V210H66ZM81 211H82V209H81ZM88 211H90V210H88ZM98 211H100V209L98 210ZM102 211H104V209L102 210ZM115 211V210H114ZM141 211V210H140ZM143 212H144V214H145V211L144 210H142ZM141 211V212H142ZM158 211V210H157ZM180 211V210H179ZM201 211V210H200ZM199 211V212H200ZM207 211V210H206ZM216 211V210H215ZM244 211V210H243ZM252 211V210H251ZM10 212H13L12 210L10 211ZM9 212V213H10ZM29 212V211H28ZM30 212H31V210H30ZM38 212V211H37ZM48 212V211H47ZM46 212V213H47ZM51 212V211H50ZM54 212V211H53ZM68 212H70V211H68ZM68 212H65V213H68ZM71 212H73V211H71ZM137 212V214H139L140 212H138V211H136ZM195 212V211H194ZM218 212V211H217ZM231 212H236V211H231ZM2 213V212H1ZM58 213H60V212H58ZM64 213V214H65ZM76 213V212H75ZM92 213V212H91ZM93 213H95L94 211H93ZM96 213H97V211H96ZM121 213H124V212H121ZM132 213V212H131ZM159 213V212H158ZM163 213V212H162ZM237 213H239V212H237ZM244 213H245V211H244ZM6 214H8V213H6ZM30 214V213H29ZM33 214H34V212H33ZM57 214V213H56ZM69 214V213H68ZM68 214H66V215H68ZM78 214V213H77ZM115 214H117V213H115ZM114 214V215H115ZM125 214V213H124ZM124 214L122 215V216H124ZM183 214V213H182ZM197 214V213H196ZM203 214V213H202ZM208 214V213H207ZM252 214H254L253 212H252ZM251 214V215H252ZM257 214V213H256ZM3 215V214H2ZM10 215H11V213H10ZM34 215H36V214H34ZM47 215V214H46ZM49 215V214H48ZM59 215H62L61 213L59 214ZM70 215H73V214H70ZM75 215V214H74ZM73 215V216H74ZM98 215H100V214H98ZM105 215V214H104ZM132 215H134V214H132ZM168 215V214H167ZM184 215V214H183ZM190 215V214H189ZM188 215V216H189ZM204 215V214H203ZM220 215V214H219ZM259 215V214H258ZM262 215H264V214H262ZM14 216V215H13ZM26 217V218H22V217ZM29 216V215H28ZM37 216H39V215H37ZM56 216V215H55ZM69 216V215H68ZM87 216V215H86ZM89 216V215H88ZM93 216H94V214H93ZM96 216V215H95ZM111 216V215H110ZM109 216V217H110ZM120 216V215H119ZM122 216H120V217H122ZM127 216V215H126ZM155 216V215H154ZM187 216V217H188ZM192 216V215H191ZM210 216V215H209ZM250 216V215H249ZM7 218H8V216H6ZM21 217V218H20ZM52 217V218H51ZM50 218L51 219H55L53 216H51ZM59 217H61V216H59ZM66 217V216H65ZM75 217H76V215H75ZM75 217H74V219H75ZM99 217H101V215L99 216ZM129 217H130V215H129ZM151 217V216H150ZM200 217H202V216H200ZM251 217V216H250ZM254 217V216H253ZM88 218V217H87ZM104 218V217H103ZM106 218V217H105ZM132 218H134V216H132ZM144 218V217H143ZM149 218V217H148ZM156 218V217H155ZM217 218V217H216ZM256 218V217H255ZM3 219V218H2ZM28 219H30V217L28 218ZM35 219V218H34ZM38 219V218H37ZM40 219V218H39ZM59 219V218H58ZM61 219H63V218H61ZM70 220H71V218H69ZM90 219H91V217H90ZM109 218H107V220H108ZM163 219H165V218H163ZM186 219H188V218H185V220ZM7 220V219H6ZM42 220H43V218H42ZM50 220V219H49ZM76 220V219H75ZM86 220V219H85ZM84 220V221H85ZM92 220H95V219H92ZM102 220H104V219H102ZM106 220V219H105ZM155 220V219H154ZM165 220H167V219H165ZM190 220H191V218H190ZM201 220L202 219H200V222H201ZM210 220V219H209ZM248 220V219H247ZM2 221V220H1ZM37 221V220H36ZM52 221V220H51ZM54 221V220H53ZM60 221V220H59ZM68 221V220H67ZM74 221V220H73ZM78 221V220H77ZM96 221V220H95ZM144 221H146V220H144ZM164 221V220H163ZM252 221H254V220H252ZM9 222V221H8ZM22 222V221H21ZM30 222V221H29ZM28 222V220H27V223H29ZM40 222V221H39ZM39 222H37V223H39ZM68 222H70V221H68ZM103 222V223H102ZM105 221H101V224H105L104 223ZM108 221H106V223H107ZM167 222H169V223H172L173 225H174V223H173V221L172 222H170V219H169V221H167ZM197 222H199V221H197ZM197 222H196V224H197ZM250 222V221H249ZM49 223V222H48ZM51 223V222H50ZM54 223H56V222H54ZM63 223V222H62ZM72 223V222H71ZM74 223V222H73ZM77 223V222H76ZM75 223V224H76ZM144 223V222H143ZM151 223H153V222H151ZM2 224V223H1ZM18 224V223H17ZM17 224H15V225H17ZM20 224V223H19ZM19 224H18V226H19ZM58 224V223H57ZM57 224H54V225H57ZM85 224H88L87 222H85ZM144 224H149V223H144ZM204 224V223H203ZM2 225H4V224H2ZM10 225H11V223H10ZM13 225V224H12ZM43 225L44 226H46V224L43 222ZM49 225V224H48ZM72 225H74V224H72ZM77 225H79V224H77ZM76 225V226H77ZM80 225H81V223H80ZM89 225V224H88ZM150 225H152V224H150ZM178 225V224H177ZM179 225H181L180 224V222H179ZM182 225H184V224H182ZM7 226H8V224H7ZM38 226H40V224H38ZM49 226H51V225H49ZM63 226V225H62ZM65 226H67V224H65ZM75 226V227H76ZM117 226V225H116ZM145 226V225H144ZM12 227V226H11ZM10 227V228H11ZM15 227V226H14ZM20 227V226H19ZM56 227H59V226H55V228ZM103 227H105V226H103ZM159 227V226H158ZM176 227V226H175ZM194 227V226H193ZM210 227V226H209ZM3 228V227H2ZM1 228V229H2ZM45 228V227H44ZM54 228V229H55ZM81 228V227H80ZM90 228V227H89ZM106 228V227H105ZM146 228H147V226H146ZM150 228H153V227H150ZM5 229V228H4ZM3 229V230H4ZM14 229V228H13ZM17 229V228H16ZM22 229V228H21ZM20 229V230H21ZM27 229V228H26ZM43 229V227H41V230ZM46 229V228H45ZM53 229V228H52ZM72 229V228H71ZM107 229H109V228H107ZM154 229V228H153ZM156 229H158V228H156ZM166 229V228H165ZM196 229V228H195ZM205 229H206V227H205ZM214 229V228H213ZM8 230H11V229H8ZM60 230V229H59ZM61 230H63L62 228H61ZM68 230H69V228H68ZM87 229L85 228V231H86ZM100 230V229H99ZM148 230V229H147ZM147 230H145V231H147ZM149 230H151V229H149ZM164 230V229H163ZM12 231V230H11ZM49 231V230H48ZM50 231H51V233H52V231L53 230H51L50 229ZM54 231H57V230H54ZM89 231V230H88ZM161 231V230H160ZM165 231V230H164ZM204 232H205V230H203ZM254 231V230H253ZM4 232V231H3ZM6 232V231H5ZM9 232V231H8ZM39 232V231H38ZM47 232V231H46ZM58 232V231H57ZM67 232V231H66ZM87 232V231H86ZM86 232H83V234H85ZM110 232V231H109ZM117 232V231H116ZM142 232H144V231H142ZM148 232H150V231H148ZM257 232V231H256ZM51 233H49V234H51ZM82 233V232H81ZM122 233V232H121ZM124 233V232H123ZM146 233V232H145ZM151 233V232H150ZM165 233V232H164ZM27 234V233H26ZM61 234V233H60ZM60 234H58V235H56V236H59ZM94 234V233H93ZM111 234H113V233H111ZM178 234V233H177ZM211 234V233H210ZM209 234V235H210ZM4 235V234H3ZM118 235V234H117ZM116 235V236H117ZM152 235V234H151ZM175 235V234H174ZM96 236V235H95ZM116 236H115V238H116ZM144 236V235H143ZM146 236V235H145ZM163 236H165V235H163ZM166 236H169V235H166ZM173 236V235H172ZM4 237H7V236H4ZM43 237V236H42ZM51 237H54V236H51ZM105 237H107V236H105ZM120 237V236H119ZM213 237V236H212ZM2 238V237H1ZM9 238V241L10 240H12V239H14V238H11V237H8ZM41 238V237H40ZM43 238H45V237H43ZM63 238V237H62ZM67 238V237H66ZM104 238V237H103ZM108 238V237H107ZM6 239V238H5ZM17 239H19V238H17ZM93 239H94V237H93ZM145 239H147L146 237H145ZM21 240V242H22V239H20ZM25 240V239H24ZM46 241H49L48 239H45ZM78 240V239H77ZM102 240V239H101ZM117 241L116 242H118V238L116 239ZM121 239H119V241H120ZM168 240V239H167ZM174 240V239H173ZM207 240V239H206ZM209 240H211V239H209ZM7 241V240H6ZM16 241V240H15ZM39 241H41V240H39ZM57 241H59V239L57 240ZM66 241H69V240H66ZM152 241V240H151ZM165 241V240H164ZM19 242V241H18ZM17 241H16V243L17 244H14V245H19V243H18ZM55 242V241H54ZM128 242V241H127ZM166 242V241H165ZM164 242V243H165ZM35 244L37 243V242H34ZM44 243V242H43ZM66 243V242H65ZM83 243V242H82ZM120 243H122V242H120ZM152 243H153V241H152ZM164 243H162V244H164ZM168 243V242H167ZM7 244V243H6ZM21 244V243H20ZM53 244V243H52ZM59 244H62V243H59ZM64 244V243H63ZM145 244H147V245H149L148 243H145ZM150 244H151V242H150ZM155 244V243H154ZM185 244V243H184ZM12 245V244H11ZM28 245V244H27ZM40 245H42V244H40ZM48 245V244H47ZM50 245V244H49ZM67 245V244H66ZM85 245H86V243H85ZM84 245V246H85ZM101 245V244H100ZM124 245V244H123ZM126 245V244H125ZM141 245H142V242H141ZM140 245V246H141ZM147 245H144V246H147ZM158 245V244H157ZM164 245H166V244H164ZM28 246H30V245H28ZM45 246V245H44ZM60 246V245H59ZM88 245H86V247H87ZM91 246V245H90ZM127 246H129V245H127ZM150 246V245H149ZM159 246V245H158ZM264 246V245H263ZM1 247H2V243H1ZM10 246H8L7 248H9ZM24 247H25V245H24ZM43 247V246H42ZM46 247V246H45ZM49 247V246H48ZM64 247H66V246H64ZM64 247H63V249H64ZM83 247V246H82ZM81 247V248H82ZM122 247V246H121ZM153 247V246H152ZM4 248V247H3ZM39 248H41V247H39ZM57 248H58V246H57ZM118 248V247H117ZM138 248V247H137ZM157 248H159V247H156V250H157ZM26 249H27V247H26ZM38 249V248H37ZM44 249H46V248H44ZM73 249V248H72ZM125 249V248H124ZM152 249V248H151ZM169 249V248H168ZM235 249V248H234ZM264 249V248H263ZM1 250V249H0ZM28 250V249H27ZM31 250V249H30ZM39 250V249H38ZM53 250V249H52ZM56 250V249H55ZM54 250V251H55ZM121 250V249H120ZM127 250H130V249H127ZM135 250V249H134ZM154 250H155V248H154ZM14 251V250H13ZM22 251V250H21ZM33 251V250H32ZM37 251V250H36ZM36 251H34V252H36ZM40 251H42V250H40ZM46 251V250H45ZM48 251H49V249H48ZM53 251V252H54ZM67 251V250H66ZM74 251V250H73ZM80 251H81V249H80ZM145 251V250H144ZM148 251V250H147ZM15 252V251H14ZM65 252V251H64ZM139 252H140V250H139ZM168 252V251H167ZM261 252V251H260ZM2 253V252H1ZM10 253V252H9ZM13 253V252H12ZM11 253V254H12ZM21 253H23V252H21ZM59 253V252H58ZM113 253H115V250H113ZM112 253V254H113ZM119 253V252H118ZM127 253H129V252H127ZM135 253V252H134ZM150 253H151V251H150ZM256 253V252H255ZM49 254H50V252H49ZM68 254V253H67ZM73 254H75V253H73ZM111 254V255H112ZM131 254V253H130ZM48 255V254H47ZM114 255V254H113ZM167 255V254H166ZM15 256V255H14ZM20 256H22V255H20ZM30 256V255H29ZM54 256V255H53ZM72 256V255H71ZM74 256V255H73ZM80 256V255H79ZM86 256V255H85ZM116 256V255H115ZM114 256V257H115ZM117 256H120V255H117ZM116 256V257H117ZM125 256V255H124ZM139 256H141V255H139ZM44 257H45V255H44ZM48 257V256H47ZM49 257H51V255L49 256ZM56 257V256H55ZM61 257V256H60ZM81 257V256H80ZM121 257H122V255H121ZM121 257H118L120 260H119V262L121 261ZM125 257H128V255L127 256H125ZM146 257V256H145ZM161 257V256H160ZM159 257V258H160ZM172 257V256H171ZM7 258V257H6ZM46 258V257H45ZM59 258V257H58ZM62 258V257H61ZM74 258V257H73ZM72 258V259H73ZM77 258V257H76ZM143 258V257H142ZM154 258H157V257H155V255H154ZM173 258V257H172ZM237 258V257H236ZM250 258V257H249ZM5 259V258H4ZM12 259V258H11ZM31 259V258H30ZM32 259H33V256H32ZM31 259V260H32ZM42 259H43V257H42ZM41 259V260H42ZM64 259V258H63ZM62 259V260H63ZM84 259H86V258H84ZM113 259V258H112ZM126 259V258H125ZM129 259V258H128ZM132 259H137V258H132ZM139 259V258H138ZM141 259V258H140ZM161 259V258H160ZM44 260V259H43ZM54 260V259H53ZM52 260V261H53ZM122 260H123V258H122ZM162 260V259H161ZM169 260V259H168ZM174 260V259H173ZM36 261V260H35ZM34 261V262H35ZM48 261H50V259L48 260ZM73 261V260H72ZM87 261V260H86ZM143 261H145V260H143ZM147 261V260H146ZM145 261V262H146ZM172 261V260H171ZM22 262V261H21ZM25 262V261H24ZM65 262H66V260H65ZM65 262H63V263H65ZM122 262V261H121ZM131 262H135V261H131ZM137 262V261H136ZM27 263V262H26ZM36 263H39L38 261L36 262ZM48 263V262H47ZM62 263V264H63ZM69 263H70V261H69ZM130 263V262H129ZM176 263V262H175ZM254 263H257V262H254ZM264 263V262H263ZM22 264H24V263H22ZM39 264H42V263H39ZM75 264V263H74ZM77 264H78V262H77ZM88 264V263H87ZM121 264V263H120ZM126 264V263H125ZM134 264H136V263H134ZM141 264V263H140ZM164 264V263H163ZM258 264V263H257ZM260 264V263H259Z\"/></svg>",
	"mask_w": 264,
	"mask_h": 264
}]
</instances>
